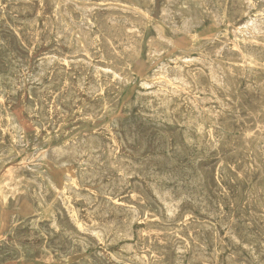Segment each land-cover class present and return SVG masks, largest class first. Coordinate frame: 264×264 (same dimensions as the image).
<instances>
[{
	"label": "rangeland",
	"instance_id": "1",
	"mask_svg": "<svg viewBox=\"0 0 264 264\" xmlns=\"http://www.w3.org/2000/svg\"><path fill=\"white\" fill-rule=\"evenodd\" d=\"M66 1L67 0H36V1L35 0L34 1L33 0H27V1H25V0H22V1L21 0H13V1L12 0H0V12H1L0 13V19L3 20L2 22L0 21V32H1L0 33V53H1L0 54V63L3 65L2 66L0 64L1 65V67H0V70H1L0 71V80L1 79L4 80L6 78L4 81L3 80L0 81V115H1L0 116V159H2V162L0 161V164H1L0 165L1 166L0 167L1 168L0 169V179L2 178V180L0 181V186H1L0 187V264H80V263L81 264H112V263L118 264V262H119V264L120 263L121 264H177V263L178 264H226V262H227V264H231V263H233V264H256V263L261 264L262 261L264 263V251H263L264 250V245H263L264 244L263 243L264 242V238H263V236H264V217H263L264 216V207H262V206H264V167H263L264 166V146H263L264 145V114H263L264 113V90H263L264 89V84H263V82H264V70H263L264 69V46L262 44L259 47L246 46L247 41L246 42L242 41L243 35L241 33L243 31L242 28L244 26L246 27V25L250 21V19L253 20L254 18H256L258 16V14L264 12V0H259V1L258 0H249L250 2L248 0H218V1L217 0H130V1L129 0H119L117 2H114L112 0H109V1L105 0L107 2H104V0H97V1L96 0H94V1L93 0H90V1H88V0H86V1L85 0H74L75 3H73L74 1L72 2V0H68L67 2ZM100 1H103V2H100ZM120 1L123 3L120 4ZM164 1L167 3H165ZM13 2L16 4H14ZM70 3L72 5H70ZM80 3H84L86 5L87 4L92 5V9L91 8L90 9L94 12H92L90 9L84 11V13L86 15L85 17L88 18L89 22L81 21L82 20L81 19V11H80V9L77 10L76 6H74V5L80 4ZM103 3H104V5H102ZM124 3H126V4H124ZM199 3H201V4H199ZM1 4H2V6H1ZM19 4L22 5V7ZM94 4L96 6H98L99 9H101V10H99L98 7H96ZM17 5L19 7H21V9H19V7ZM30 5L32 6V8ZM63 5H64V8H63ZM115 5H116L117 9L115 8ZM117 5L118 6L120 5L119 8ZM123 5L124 6L126 5V7H123ZM127 5L129 7H127ZM255 5H257V6H255ZM182 6H183V8H182ZM61 7H62V9H61ZM94 7H95V9H94ZM103 7H105V8L103 9ZM159 7H161V8L159 9ZM22 8H25L26 10L22 9ZM121 8H123V9L125 8L124 9L125 12H123L124 10L121 11L122 10ZM57 9H58V11H57ZM63 9H64V13L62 12ZM129 9L131 11H128ZM163 9H165V11ZM173 9H175V10H173ZM254 9H256V10H254ZM160 10L163 12H161ZM3 11H5L6 13ZM25 11H27V12H25ZM29 11L31 13H28ZM86 11L87 12L89 11V13H87ZM169 11H170V13H169ZM203 11H204V13H203ZM256 11H258V12H256ZM54 12L56 14H54ZM91 12H92V14H91ZM126 12H128V13H126ZM136 12H138V13H136ZM167 12L169 14H167ZM177 12H179V13H177ZM254 12H255V14H254ZM14 13H15V15H14ZM35 13H37V15ZM67 13L70 15H68ZM93 13L96 16H94ZM161 13L162 14L165 13V14L162 15ZM256 13H257V15H256ZM123 14H125V16H127L126 19H125V16H122ZM159 14H161V15H159ZM187 14L190 16L192 15L193 20L195 18V22H193L192 25H188V24L183 25V23H187L184 19V18H186ZM22 15L23 16L25 15V16L23 17ZM62 15H63V18H61ZM99 15L102 17H99ZM115 15H116V17H115ZM131 15H132V17H131ZM195 15H199L200 20L198 19V16L195 17ZM255 15H256V17H255ZM34 16H36V17H34ZM74 16H76V18ZM117 16H119V17H117ZM176 16H177L178 20H177ZM53 17H54V19H53ZM136 17H138V18H136ZM157 17H159V19ZM201 17H203V18H201ZM48 18L50 21L47 20ZM99 18H101V19H99ZM135 18H136V20H135ZM66 19H68V20H66ZM96 19H99V20H96ZM106 19H107V21H105ZM109 19L111 20L110 22H109ZM196 19H198V20H196ZM60 20H61V23H60ZM137 20H140V21L137 23ZM209 20H211L212 22ZM22 21L23 22L25 21V23L21 24ZM62 21L64 24L62 23ZM134 21H135V23H133ZM169 21H171L172 23ZM5 22L7 25L5 24ZM49 22H51V23H49ZM84 22H85V25H84ZM196 22H198L199 25L196 24ZM57 23H60L62 26L60 24H57ZM140 23H141V25H140ZM55 24H57V25H55ZM71 24L73 25V27L71 26ZM90 24L91 25L93 24L94 26L92 25L93 26L92 27ZM239 24H240V26H239ZM30 25H31V27H30ZM49 25H50V27H49ZM67 25H69L68 28H67ZM130 25H131V28H130ZM132 25H133V27H132ZM160 25H162V26L160 27ZM164 25H166L167 27ZM170 25L172 26V28ZM181 25H183V27H181ZM186 25H188V26L186 27ZM196 26H198V28H196ZM25 27H27V28H25ZM58 27H60L62 30ZM173 27H175L177 30L180 28L181 30L179 29L177 31ZM191 27H193L192 28L193 30L191 29ZM5 28H6V30H5ZM19 28H21V30ZM74 28H76V29H74ZM79 28L81 30L83 29V33H86V41L84 42V44H81V45H80V43H78L76 41V37L73 35V33H74L73 30H78ZM118 28H120V29H118ZM93 29H94V32H92ZM229 29H231V30H229ZM88 30H89V32H88ZM96 30H97V32H96ZM117 30H118V32H117ZM130 30H131V33H130ZM29 31H30V33H29ZM170 31H173V32L171 33ZM175 31L180 32V34L175 32ZM236 32H237V34H236ZM158 33L161 34V36L158 35ZM182 33H184V34H182ZM7 34H9V35H7ZM56 34L58 36H56ZM96 34H98V35H96ZM127 35H129V36H127ZM184 35H186V37ZM205 37H207L206 40H205ZM130 38H133L134 40L130 39ZM167 38L170 39V41ZM66 39L67 40L69 39V41H67V43L65 42ZM88 39H89V41H88ZM102 39H103V41H102ZM158 39L160 41L161 40L162 41L160 42V41H158ZM58 40H60V41H58ZM104 40L106 41L107 44L103 43ZM211 40H213V41H211ZM123 41H124V44L122 43ZM26 42H27V44H26ZM69 42H71V43H69ZM74 42H75V44H74ZM132 42H134L135 45ZM137 42H138V45H136ZM76 43H78V44H76ZM128 43H129V45H127ZM148 43H149V45H148ZM224 43H226V44H224ZM109 44H110V46H109ZM194 44H195V46H194ZM199 44L202 46H200ZM18 45H19V47H18ZM75 45H76V48H74ZM196 45H198V46H196ZM243 45H245L246 50L253 51L254 53L258 52V54L261 55V59H262V63H263V69L262 70L256 69L253 72H246L247 74L245 73V71H240V70L230 71L229 72L230 74L228 73L227 78L225 79V81H227V84H228V87L225 88V92L222 90H217L215 95H213L214 96L213 97L209 91L201 93V92H197L196 90H193L192 88H190L191 90L190 89L181 90V88H178L177 91L179 93L177 91H176L177 93L176 92L170 93L171 90H169V87H167V85L160 84V81L163 78V75H166L168 73V72L165 73V71L172 72V70L176 69L175 72L177 70L185 72V71L189 70L188 72L197 74V72H200L201 69L204 68V65H206V63H204V62H207V64H208V63H214L216 61H219V59L221 60L222 58L226 59L229 57H234V56H236V53H237V51H235L237 49V47L243 46ZM78 47H80V48H78ZM128 47L131 48V50ZM200 47H201V49H200ZM221 47H223V48H221ZM226 47H228V48H226ZM77 48L80 51L79 54H78ZM123 48L125 50L127 48V50L125 51ZM212 48H213V51H212ZM214 48L217 50H214ZM159 49H161V50H159ZM163 49H165V51ZM232 49H233V51H230ZM185 50H187V51L185 52ZM127 51H128V53H127ZM152 51H153V53H152ZM100 52L101 53L104 52L103 54H105V56L109 55V57H105L103 54H99ZM124 52H125V54H124ZM187 52H189V53H187ZM10 53H12L13 55H11ZM150 54H153V55H150ZM157 54H159V55H157ZM44 55H46V56H44ZM220 55H221V57H219ZM58 57H59V59H58ZM111 57H112V59H110ZM43 58H44V60H43ZM66 58H67V60H66ZM192 58H195V61ZM72 59L73 60L76 59V60L73 61ZM78 59H81V61ZM84 59H85V62H87L86 64H85V62H83ZM103 59L104 60L106 59V60L104 61ZM108 59H109V62H108ZM196 60H198V61H196ZM6 61L8 62V64ZM172 61H173V63H172ZM24 62L26 64H24ZM88 62L90 65L88 64ZM104 62H108V63L103 64ZM199 62L202 65H200ZM203 63H204V65H203ZM16 64H17V66H16ZM25 65H27V66H25ZM12 66H14V67H12ZM63 66H64V70L62 69ZM95 66L97 68H95ZM122 66L124 67V70H123ZM125 66H126V69H125ZM196 67H198V68H196ZM195 68H196V70H195ZM22 69H24L25 71ZM54 69H56V70H54ZM76 69H77V71H76ZM101 69H104V71L102 70L103 71L102 72ZM118 69L120 72L118 71ZM120 69L123 71H121ZM160 69L162 71H160ZM14 70H15V72H14ZM110 70H111V72H109ZM41 71L42 72L44 71V72L42 73ZM55 71L56 72L58 71V72L56 73ZM97 71H98V74L96 73ZM47 72H49V73H47ZM83 72H84V74H83ZM124 72L127 75L124 74ZM159 72H161V73L159 74ZM28 73H30V74H28ZM53 73H55V74H53ZM154 73H156V74L154 75ZM88 74H90V75H88ZM29 75H31V76H29ZM36 75H37V77H36ZM52 75H54V76H52ZM114 75H115V77H114ZM61 76H62V78H60ZM125 76H126V78H125ZM54 77H55V79H54ZM66 77H68V78H66ZM23 78H25V79H23ZM33 78H35V79H33ZM63 78H65V79H63ZM37 79H39V80H37ZM40 80H42V81H40ZM70 80H72V81H70ZM6 81H8V84ZM118 81L120 82L121 85L119 84ZM65 82H67V83L65 84ZM78 82H79V84H78ZM88 82H89V86H88ZM244 82H246V83H244ZM101 83H102V85H101ZM113 83H114V85H116V84L117 85L113 86ZM151 83L153 85H155L156 83L157 84H156V86H153V85H151ZM250 83H251L252 87H250L251 86ZM15 84H17V85H15ZM62 84H63V86H62ZM140 84H144V85H140ZM258 84H260V85H258ZM95 85H96V87L97 86L98 87L96 88ZM148 85L149 86L151 85V86L149 87ZM17 86H19V87H17ZM91 86H92V88H91ZM123 86H125V87H123ZM146 86H148V88ZM245 86L248 88H246ZM255 86H257V88H259L260 93ZM118 87L121 88L122 90L119 89ZM116 88H118V89H116ZM251 88H252V90H251ZM86 89H87V91H86ZM88 89H89V91H88ZM13 90H15V92ZM38 90H39V92H38ZM109 90H111V91H109ZM187 90H189L190 92H187ZM162 91H163V94H162ZM192 91H194L195 93H193ZM227 91H228V93H227ZM247 91H248V93H247ZM139 92H141V93H139ZM95 93L96 94L100 93V94L95 95ZM204 93H206V94H204ZM12 94H14V95H12ZM28 95L31 97H29ZM137 95H138V97H137ZM141 95H142V97H141ZM144 95H146V96H144ZM165 95L169 96V99H168L169 102L165 103V100H164ZM174 95H175V97H174ZM177 95H179V97ZM196 95H198V96H196ZM202 95L204 97L206 96L207 98L206 97L205 98L207 100L206 99L204 100V97H203L202 98L204 100L203 101L201 99ZM94 96L96 97V99ZM139 96H140V98H139ZM185 96L188 99L185 98ZM262 96H263V98H261ZM40 97H41V99H40ZM74 97L76 98L75 101H74ZM2 98H3V100H2ZM143 98H145V99L143 100ZM161 98H162V100H161ZM172 98L174 100H172ZM105 99H106V101H105ZM185 99L189 100V101L186 102ZM192 99H193V101H192ZM208 99H210V100H208ZM11 100L13 101V103ZM41 100H43L44 102L43 101L40 102ZM70 100L72 102H70ZM113 100H114V102H112ZM129 100H131V101H129ZM211 100L213 102H211ZM33 101H34V103H32ZM104 101H105V104H103ZM108 101L110 103H108ZM136 101H138V102H136ZM155 101H156V103H155ZM202 101H203V103H201ZM216 101H219V102H216ZM163 102L165 105L163 104ZM206 102H207V104H206ZM59 103L60 104L62 103V104L60 105ZM159 103L160 104L162 103V104L160 105ZM167 103H168V105H167ZM180 103H182V104L180 105ZM192 103H193V107H191ZM220 103H221V105H220ZM124 104H126V105H124ZM149 104H151V105H149ZM194 104L195 105L198 104V105L195 106ZM31 105H33V106H31ZM49 105H51V106H49ZM85 105H86V107H84ZM187 105H189V107H187ZM219 105H220V107H219ZM81 106L84 108H82ZM109 106H110V108L111 107L112 108L110 109ZM185 106L189 109H187ZM165 107L166 108L168 107L167 108L168 111ZM194 107L198 108V110H196V108H194ZM59 108H60V110H59ZM98 108H99V110H98ZM145 108H146V110H145ZM185 109L187 112L185 111ZM111 110L113 113H111ZM160 110H162V111H160ZM209 110H210V113L212 115L211 114L209 115V113H208ZM3 111H4V114H3ZM171 111L173 113H171ZM188 111H189V113H188ZM137 112H139V113H137ZM165 112L166 113L170 112V113L166 114ZM177 112H178V114H177ZM185 112H186V114L187 113L188 114L185 115ZM196 113H198V114H196ZM138 114H139V116H138ZM161 114H162V116L163 115L165 117L167 116L166 117V119L168 118L167 121H166L165 117L161 116ZM27 115H28V117H26ZM84 115L86 117L87 116H90V117L86 118ZM136 115L138 116V118ZM148 115H151V116H148ZM190 115H192L193 119L191 118ZM194 115L195 116L198 115V116L195 117ZM208 115L212 116V117L209 118ZM7 116L8 117L10 116V118H8ZM39 116H41V117H39ZM33 117H35V119ZM76 118H77V120H76ZM142 118H143V120H142ZM185 118L187 119V120H185L187 123L184 121ZM196 118H198V119H196ZM261 118H262V120H261ZM14 119L16 122L14 121ZM157 119L159 120V122ZM215 119H216V121H215ZM40 120H42V121H40ZM112 120H114V121H112ZM162 120H164V121H162ZM177 120H180V121H177ZM190 120H191V122H190ZM195 120H196V122H195ZM37 121H39V122H37ZM143 121L146 123H144ZM149 121H151V122H149ZM199 121H200V124L202 123L204 126L203 129L205 131L203 130L202 132L205 135H203L202 132L200 134V132L196 131V129H195V125L197 123H199ZM175 122H176V124H175ZM184 122L187 124V127H184V125H185ZM33 123L34 124L36 123V124L33 125ZM58 123H60V124H58ZM1 124H2V126H1ZM111 124H112V127H111ZM124 124H126V127L124 126ZM50 126H52V127H50ZM144 126H146V127H144ZM153 126H154V128H153ZM161 126H163V127H161ZM181 126H183V128ZM131 127H133V128H131ZM9 128H11V129H9ZM163 128H165L166 130L165 129L163 130ZM184 128H187V129L184 130ZM191 130H192V132H190ZM193 130H195V131H193ZM208 130L210 132H213L212 138H209ZM224 130H225V133H224ZM19 132H21V133H19ZM135 132H136V135H135ZM155 133H156L157 137L154 136ZM193 133H195V136L198 134L199 135L196 136V138H195V136H193L194 135ZM144 134L146 135L147 138L145 137ZM141 135H142V137H141ZM162 135L164 138L162 137ZM136 136H138L139 138ZM203 136H204V138H203ZM245 136H246V138H245ZM17 137L19 140L17 139ZM69 138H71V139H69ZM135 138H137V139H135ZM161 138H163V139H161ZM188 139H189V141H188ZM195 139H198V140H195ZM118 140H120V141H118ZM164 140H166L165 141L166 143L164 142ZM204 141H206V142H204ZM217 141H219V142H217ZM10 142L11 143L13 142V143L10 144ZM58 142H59V144H58ZM87 142L89 143V145ZM4 143H5V145H4ZM103 143L104 144L106 143L105 145H106L107 151H104L105 145ZM19 144H21V146H19ZM150 144L153 146H151ZM214 144H215V146H214ZM31 145H32V147H31ZM48 145H49V147H48ZM50 145H51V147H50ZM72 145L74 147H71ZM183 145H185V146H183ZM254 145L255 146L257 145V147H255ZM190 146H191V148H190ZM57 147L60 149H58ZM95 147L97 148V150ZM175 147L177 148V150L175 149L176 151H174V149H173ZM195 147H198V148L195 149ZM203 148H205V149H203ZM76 149H78L77 150L78 152L76 151ZM56 150H57V152H56ZM71 150H73V151H71ZM121 151H122V153H121ZM81 152H82V154H80ZM106 152H109V154ZM196 152H198V153H196ZM255 152H256V154H255ZM120 153L122 156L120 155ZM79 154L82 156H80ZM107 154H108V156H107ZM109 155H111V156H109ZM193 155H195V156H193ZM20 156H22V157H20ZM105 156H107V157H105ZM176 156H177V158H176ZM260 157H261V160H260ZM125 161L128 163H126ZM188 161H191V162H188ZM3 162H5V163H3ZM116 162L118 165L116 164ZM120 162H121V164H120ZM63 163H65V164H63ZM85 163L87 164V166H88V164L89 165L91 164L92 166L90 165L87 167ZM194 163H196V164H194ZM249 164H250V167L248 166ZM124 166L127 168H124ZM114 167L116 169H114ZM196 168H198V169H196ZM106 169H108V170H106ZM131 171H132V173H131ZM96 172H98V173H96ZM124 172H126V173H124ZM160 172H161V174H159ZM222 172H223V174H222ZM87 173H88V175H87ZM114 173H115V175H114ZM9 174H11V175L9 176ZM117 174H120V175H117ZM165 174H166V176H165ZM169 174H170V176H168ZM216 174H217V176H216ZM129 175H130V178L128 177ZM122 176L123 177L126 176L127 178L126 177L122 178ZM11 177H12V179H11ZM106 177H109V178H106ZM158 177L160 178L161 181L159 180ZM230 177H231V179H230ZM256 178H257V180H256ZM10 180H12L13 182ZM162 180L165 181V183ZM180 181H181V183H180ZM230 181H232V182H230ZM89 182H91V183H89ZM108 183H110V184L108 185ZM183 183H185V184H183ZM49 184H50V186H49ZM114 186H116L115 189H114ZM137 186H138V188H137ZM147 186H149L150 188ZM38 188L40 190H38ZM70 188H72V190ZM112 188H113V190H112ZM196 188H198V189H196ZM232 188L234 189L233 191H232ZM44 189H46V190H44ZM49 189H51V190H49ZM117 189H119V190H117ZM121 189H123V190L121 191ZM166 189H168V190H166ZM32 190H34L33 191L34 193L32 192ZM128 190H129V192H128ZM229 190H231V191H229ZM262 190H263V193H261ZM159 191H161V192L159 193ZM166 191L169 192L170 194L167 193ZM180 192H182V193H180ZM247 192H248V194H247ZM250 193H251V195H250ZM34 194L37 196H35ZM113 194H116V195H113ZM189 194H190V196H188ZM6 195H8V196H6ZM81 196H84V197H81ZM165 196H167V197H165ZM183 196H185V197H183ZM2 197H4V198H2ZM108 197H110V198H108ZM237 197H239L240 199ZM246 198L248 200H246ZM84 199H85V201H84ZM89 199H92V200L90 201ZM93 199H95V200H93ZM108 200H110V201L108 202ZM179 200H181V201H179ZM89 201H90V203H89ZM102 201H103V203H102ZM173 202H174V204H173ZM196 202H198V203H196ZM199 202L202 204H199ZM110 203H112L113 205ZM163 204H165V205H163ZM67 205L68 206L70 205L71 207L70 206L68 207ZM123 205H124V207H123ZM161 205H162V207H161ZM127 206L130 208H128ZM168 206L170 208H168ZM220 206L221 207L223 206V207L221 208ZM110 207L112 208V210H110L111 209ZM134 207H135V209H134ZM188 208H190V209H188ZM79 209H81V210H79ZM128 209L129 210L133 209V210L131 212ZM141 209H142V212H141ZM165 209H166V211H165ZM191 209L193 210V212ZM55 210H57V211H55ZM75 210H76V212H75ZM172 211L174 212V214ZM69 212L72 214H70ZM135 212H137L139 214V216ZM215 212H216V214H215ZM57 213H58V215H57ZM122 213H123V215H122ZM229 213H230V215H229ZM102 214L104 216H102ZM113 214H114V216H113ZM168 214H170V215H168ZM226 214H228V215H226ZM135 216H136V218H135ZM164 216H165V218H164ZM226 216H228V217H226ZM229 216H230V218H229ZM59 217H60V219H59ZM74 217L77 219H75ZM133 217H134V219H133ZM140 217H142V218H140ZM183 217H184V219H186V218L187 219L184 220ZM41 218H42V220H41ZM203 218H204V220H203ZM31 219L33 222L31 221ZM141 219H143V220H141ZM176 219H177V221H176ZM233 219H234V221H233ZM13 220L15 221V223H13L14 222ZM171 220L174 221V223ZM235 220H237V221H235ZM25 221H27V223ZM243 221H244V223H242ZM30 222H32L33 224ZM58 222H60V223L58 224ZM91 222H93V223L91 224ZM110 222H111V224H110ZM158 222H159V224H158ZM210 222L211 223L213 222V223L211 224ZM34 223H36V224H34ZM153 223L154 224L156 223V225H154ZM233 223H235V225ZM245 223H246V227L244 225ZM247 223L250 225L251 228L249 227V225H247ZM24 224H26V226ZM89 224H91V225H89ZM108 224H110V227ZM121 224H124L125 227H124V225H121ZM146 224H148V226L149 225L150 226L148 227V226H146ZM18 225L21 226L19 229H18V227H19ZM220 225H222V226H220ZM47 226L50 227V229ZM81 226H82V228H81ZM252 226H253V228H252ZM84 227L87 229H85ZM88 227L92 230H90ZM101 227H104V228H101ZM222 227H224V228L222 229ZM55 228H56V230H55ZM78 228L81 230H79ZM150 228L152 229V231L154 230L153 231L154 233L151 232ZM204 228L205 229L209 228L210 231L208 229H206V231H205ZM239 228H241V229H239ZM9 229H11V230H9ZM101 229L103 230V232ZM117 229H119V230H117ZM129 229H130V231H129ZM139 229H140V231H139ZM184 229H186L187 231ZM237 229H238V233H237ZM113 230H114V232H112ZM16 231H18V232H16ZM91 231L92 232L94 231V232L92 233ZM97 231H99V232H97ZM169 231H170V234H169ZM215 231H216V233H215ZM5 232H7V233H5ZM71 232H73V233H71ZM87 232H89V233H87ZM233 232L236 235H233L234 234ZM257 232L259 233V235ZM15 233L17 235H15ZM53 233H55V235ZM94 233H97V234H94ZM98 233H99V235H98ZM123 233H125V235ZM202 233H203V236H202ZM247 233H249V234H247ZM62 234H64V235H62ZM196 234H198V235H196ZM70 235H72V236H70ZM77 235L80 238H78ZM101 235H102V237H101ZM167 235H169V236H167ZM174 235H176V236H174ZM256 235H258V236H256ZM73 236H75V237H73ZM200 236H202V237H200ZM204 236H205V238H204ZM210 236H211V238H210ZM259 236L260 237L262 236L261 239ZM64 237H65V240H64ZM135 237H136V239H135ZM140 237H141V239H140ZM142 237H143V241H142ZM164 237H166V238H164ZM236 237L238 238L239 242L237 240H235V239H237ZM95 238H96V240H95ZM104 238H105V240H104ZM144 238L146 239V241L144 240ZM191 238H193V239H191ZM76 239H77V241H76ZM152 239H153V241H152ZM158 239H159V241H158ZM194 239L196 241H193ZM212 239H213V241H211ZM203 240H205L206 242ZM175 241H177V242L179 241V243H177ZM248 241L251 244L248 243ZM253 242H254V244H252ZM109 243L110 244L112 243V246ZM115 243H116V245H115ZM184 243L187 244L186 247H185ZM229 243H231V244H229ZM232 243L234 244L233 247H232ZM242 243H243V245L241 247ZM52 245L54 248L52 247ZM77 245H78V247H77ZM125 245H126L128 250L126 249ZM132 245H134V246H132ZM145 245H147V246H145ZM214 245H215V247H212ZM18 246H19V248H18ZM30 246H31V248H29ZM121 246H123V247H121ZM196 246H198V247H196ZM203 246H204V248H203ZM250 246H254V247L257 246V247L254 248V247H250ZM135 247H136V249H134ZM176 247L178 249H176ZM227 247L230 248V250ZM131 248H132V250H131ZM166 248H167V250H166ZM193 248L198 252H196L195 250H192ZM246 248L248 249L247 251H245ZM258 248H260V250ZM261 248H263V250ZM118 249L120 251H118ZM49 250H50V252H49ZM79 250H81V252ZM121 250H122V252H121ZM136 250H138V251H136ZM179 250H180V252H179ZM240 250L241 251L243 250L242 253H240L241 252ZM253 250H254V252H253ZM126 251H128V252H126ZM175 251H176V253H175ZM235 251L236 252L239 251V255H238V252L236 253ZM250 251H251V253H250ZM177 252H179V253H177ZM203 252L207 253L206 254L207 256L205 254H203ZM216 252H217V254H216ZM258 252L260 254H258ZM252 253H253V255H251ZM132 254H134V255H132ZM171 254H172V256H171ZM177 254L179 256L180 255H183V256L179 257ZM208 254H210V255H208ZM255 254L258 255L259 257L256 256ZM94 255H95V257H94ZM140 255H143V256L140 257ZM217 255H218V258H216ZM250 255H251V257H250ZM109 256L112 259L109 258ZM193 256H198L199 258L193 257ZM200 256H201V258H200ZM238 256H239V258H238ZM36 257H37V259H36ZM118 257H120V259ZM142 257H143V259H142ZM188 257H189V260H188ZM191 257H193L194 259ZM242 257H246L248 260L246 258L244 259ZM81 258L84 259V262H83V260H81ZM90 258H92V259H90ZM93 258H96V259H93ZM147 258H149V260H147ZM172 258H173V260H172ZM154 259H155V262H154ZM199 259H201V260H199ZM134 260H136V261H134ZM161 260H162V262H161ZM227 260H229L230 262H228ZM260 260H261V262H260ZM115 261H117V262H115ZM147 261H148V263H147ZM156 262H158V263H156ZM199 262H201V263H199Z\"/></svg>",
	"mask_w": 264,
	"mask_h": 264
},
{
	"label": "bare ground",
	"instance_id": "2",
	"mask_svg": "<svg viewBox=\"0 0 264 264\" xmlns=\"http://www.w3.org/2000/svg\"><path fill=\"white\" fill-rule=\"evenodd\" d=\"M13 1V0H12ZM22 1V0H21ZM25 1H27V0H25ZM34 1V0H33ZM36 1V0H35ZM68 1V0H67ZM66 1V2H67ZM74 0H72V2H73ZM86 1V0H85ZM88 1H90V0H88ZM94 1V0H93ZM97 1V0H96ZM109 1V0H108ZM112 1H114V2H117V1H119V0H112ZM130 1V0H129ZM218 1V0H217ZM249 1V0H248ZM259 1V0H258ZM5 2V1H4ZM65 2V3H66ZM78 2V1H77ZM100 2H103V1H100ZM104 2H107V1H105L104 0ZM165 2V1H164ZM175 2V1H174ZM173 2V3H174ZM227 2V1H226ZM250 2V1H249ZM248 2V3H249ZM12 3V2H11ZM14 3V2H13ZM25 3V2H24ZM29 3V2H28ZM69 3V2H68ZM73 3H75V1L73 2ZM96 3V2H95ZM121 3H123V2H121L120 1V4ZM128 3V2H127ZM165 3H167V2H165ZM6 4V3H5ZM10 4V3H9ZM14 4H16V3H14ZM18 4V3H17ZM97 4V3H96ZM99 4V3H98ZM101 4V3H100ZM107 4V3H106ZM124 4H126V3H124ZM199 4H201V3H199ZM226 4V3H225ZM251 4V3H250ZM20 5V4H19ZM38 5V4H37ZM57 5V4H56ZM69 5V4H68ZM70 5H72L71 3H70ZM95 5V4H94ZM93 5V6H94ZM102 5H104V3L102 4ZM142 5V4H141ZM164 5V4H163ZM174 5V4H173ZM1 6H2V4H1ZM18 6V5H17ZM21 7H22V5H20ZM24 6V5H23ZM31 6V5H30ZM58 6V5H57ZM56 6V7H57ZM74 6H76V8H77V10L78 9H80V11H81V21H87V22H89V20H88V18L87 17H85L86 15H85V13H84V11L85 10H88V9H92V5H86V4H84V3H80V4H76V5H74ZM96 6V5H95ZM118 6V5H117ZM120 6V5H119ZM119 6H118V8H119ZM132 6V5H131ZM136 6V5H135ZM147 6V5H146ZM152 6V5H151ZM175 6V5H174ZM184 6V5H183ZM183 6H182V8H183ZM225 6V5H224ZM253 6V5H252ZM255 6H257V5H255ZM16 7V6H15ZM14 7V8H15ZM19 7V6H18ZM21 7H19V9H21ZM26 7V6H25ZM70 7V6H69ZM96 7H98V6H96ZM123 7H126V5L124 6L123 5ZM127 7H129L128 5H127ZM31 8H32V6H31ZM63 8H64V5H63ZM105 7H103V9H104ZM115 8H116V5H115ZM135 8V7H134ZM139 8V7H138ZM161 7H159V9H160ZM164 8V7H163ZM166 8V7H165ZM224 8V7H223ZM254 8V7H253ZM22 9H25V8H22ZM61 9H62V7H61ZM72 9V8H71ZM90 9V10H91ZM94 9H95V7H94ZM98 9H99V7H98ZM111 9V8H110ZM117 9V8H116ZM122 10L121 11H123L124 9L123 8H121ZM217 9V8H216ZM257 9V8H256ZM256 9H254V10H256ZM4 10V9H3ZM26 10V9H25ZM53 10V9H52ZM67 10V9H66ZM97 10V9H96ZM99 10H101V9H99ZM106 10V9H105ZM127 10V9H126ZM134 10V9H133ZM164 11H165V9H163ZM173 10H175V9H173ZM177 10V9H176ZM206 10V9H205ZM210 10V9H209ZM218 10V9H217ZM19 11V10H18ZM24 11V10H23ZM31 11V10H30ZM28 12V13H31V12ZM57 11H58V9H57ZM92 11V10H91ZM128 11H131L130 9L128 10ZM135 11V10H134ZM138 11V10H137ZM140 11V10H139ZM161 11V10H160ZM168 11V10H167ZM172 11V10H171ZM220 11V10H219ZM241 11V10H240ZM3 12H5V11H3ZM25 12H27V11H25ZM63 13H64V9H63V11H62ZM87 12V11H86ZM92 12H94V11H92ZM92 12H91V14H92ZM123 12H125V10L123 11ZM133 12V11H132ZM161 12H163V11H161ZM180 12V11H179ZM179 12H177V13H179ZM243 12V11H242ZM256 12H258V11H256ZM262 12V11H261ZM1 13V12H0ZM6 13V12H5ZM8 13V12H7ZM59 13V12H58ZM87 13H89V11L87 12ZM96 13V12H95ZM122 13V12H121ZM126 13H128V12H126ZM136 13H138V12H136ZM169 13H170V11H169ZM168 12H167V14H169ZM176 13V14H177ZM203 13H204V11H203ZM232 13V12H231ZM241 13V12H240ZM239 13V14H240ZM27 14V13H26ZM36 15H37V13H35ZM34 14V15H35ZM54 14H56L55 12H54ZM62 14V13H61ZM68 14V13H67ZM76 14V13H75ZM74 14V15H75ZM80 14V13H79ZM94 14V13H93ZM97 14V13H96ZM107 14V13H106ZM162 14V13H161ZM161 14H159V15H161ZM163 14H165V13H163ZM162 14V15H163ZM254 14H255V12H254ZM6 15V14H5ZM14 15H15V13H14ZM18 15V14H17ZM64 15V14H63ZM63 15H62V17L61 18H63ZM68 15H70V14H68ZM67 15V16H68ZM89 15V14H88ZM108 15V14H107ZM183 15V14H182ZM200 15V14H199ZM199 15H195V17L196 16H198V19L200 18L199 17ZM256 15H257V13H256ZM256 15H255V17H256ZM23 16V15H22ZM25 16V15H24ZM23 16V17H24ZM52 16V15H51ZM61 16V15H60ZM59 16V17H60ZM66 16V17H67ZM94 16H96L95 14H94ZM104 16V15H103ZM106 16V15H105ZM122 16H125V14H123ZM130 16V15H129ZM146 16V15H145ZM165 16V15H164ZM179 16V15H178ZM188 16V17H187ZM187 16H186V18H184L185 19V21L187 22V23H183V25L184 24H188V25H192V23L193 22H195V18H194V20L192 19V15L190 16V15H188L187 14ZM34 17H36V16H34ZM58 17V18H59ZM75 18H76V16H74ZM73 17V18H74ZM78 17V16H77ZM98 17V16H97ZM99 17H102V16H100L99 15ZM115 17H116V15H115ZM117 17H119V16H117ZM131 17H132V15H131ZM135 17V16H134ZM133 17V18H134ZM141 17V16H140ZM175 17V16H174ZM184 17V16H183ZM9 18V17H8ZM22 18V17H21ZM56 18V17H55ZM69 18V17H68ZM79 18V17H78ZM127 18V16H125V19ZM136 18H138V17H136ZM136 18H135V20H136ZM144 18V17H143ZM158 19H159V17H157ZM169 18V17H168ZM173 18V17H172ZM176 18H177V16H176ZM201 18H203V17H201ZM53 19H54V17H53ZM99 19H101V18H99ZM99 19H96V20H99ZM104 19V18H103ZM129 19V18H128ZM127 19V20H128ZM198 19H196V20H198ZM39 20V19H38ZM37 20V21H38ZM47 20H49V18L47 19ZM58 20V19H57ZM62 20V19H61ZM61 20H60V23H61ZM66 20H68V19H66ZM119 20V19H118ZM122 20V19H121ZM124 20V19H123ZM145 20V19H144ZM177 20H178V18H177ZM200 20V19H199ZM202 20V19H201ZM0 21L2 22L3 20H1L0 19ZM11 21V20H10ZM13 21V20H12ZM50 21V20H49ZM55 21V20H54ZM78 21V20H77ZM76 21V22H77ZM80 21V20H79ZM105 21H107V19L105 20ZM111 20L109 19V22H110ZM140 20H137V23L139 22ZM153 21V20H152ZM165 21V20H164ZM209 21H211V20H209ZM214 21V20H213ZM237 21V20H236ZM21 22V21H20ZM36 22V21H35ZM57 22V21H56ZM131 22V21H130ZM163 22V21H162ZM169 22H171V21H169ZM175 22V21H174ZM184 22V21H183ZM204 22V21H203ZM212 22V21H211ZM218 22V21H217ZM247 22V21H246ZM11 23V22H10ZM23 23H25V21L23 22L22 21V23L21 24H23ZM32 23V22H31ZM49 23H51V22H49ZM48 23V24H49ZM60 23H57V24H60ZM62 23H63V21H62ZM71 23V22H70ZM78 23V22H77ZM76 23V24H77ZM105 23V22H104ZM108 23V22H107ZM117 23V22H116ZM128 23V22H127ZM133 23H135V21L133 22ZM159 23V22H158ZM172 23V22H171ZM181 23V22H180ZM200 23V22H199ZM216 23V22H215ZM5 24H6V22H5ZM57 24H55V25H57ZM64 24V23H63ZM73 24V23H72ZM71 24V26L73 27V25ZM109 24V23H108ZM131 24V23H130ZM163 24V23H162ZM196 24H198V22H196ZM201 24V23H200ZM7 25V24H6ZM61 25V24H60ZM84 25H85V22H84ZM91 25V24H90ZM89 25V26H90ZM93 25V24H92ZM91 25V26H92ZM110 25V24H109ZM140 25H141V23H140ZM173 25V24H172ZM183 25H181V27H183ZM188 25H186V27L188 26ZM195 25V24H194ZM199 25V24H198ZM25 26V25H24ZM52 26V25H51ZM62 26V25H61ZM68 26L69 25H67V28H68ZM75 26V25H74ZM88 26V25H87ZM86 26V27H87ZM94 26V25H93ZM92 26V27H93ZM139 26V25H138ZM162 25H160V27H161ZM164 26H166V25H164ZM171 26V25H170ZM175 26V25H174ZM239 26H240V24H239ZM5 27V26H4ZM9 27V26H8ZM19 27V26H18ZM17 27V28H18ZM29 27V26H28ZM30 27H31V25H30ZM33 27V26H32ZM38 27V26H37ZM40 27V26H39ZM49 27H50V25H49ZM78 27V26H77ZM132 27H133V25H132ZM145 27V26H144ZM143 27V28H144ZM167 27V26H166ZM180 27V26H179ZM216 27V26H215ZM7 28V27H6ZM6 28H5V30H6ZM25 28H27V27H25ZM48 28V27H47ZM55 28V27H54ZM58 28H60V27H58ZM66 28V29H67ZM90 28V27H89ZM106 28V27H105ZM110 28V27H109ZM130 28H131V25H130ZM142 28V27H141ZM171 28H172V26H171ZM173 28H175V27H173ZM193 27H191V29H192ZM195 28V27H194ZM196 28H198V26H196ZM245 28V29H244ZM20 30H21V28H19ZM31 29V28H30ZM49 29V28H48ZM61 29V28H60ZM74 29H76V28H74ZM87 29V28H86ZM91 29V28H90ZM96 29V28H95ZM107 29V28H106ZM118 29H120V28H118ZM156 29V28H155ZM154 29V30H155ZM176 29V28H175ZM180 29V28H179ZM178 29V30H179ZM239 29V28H238ZM243 31L241 32L242 33V35H243V39H242V41L243 42H246L247 41V45L246 46H249V47H259L261 44L264 46V12H262V13H260V14H258V16L256 17V18H254L253 20H251L250 19V21L247 23V25H246V27L244 26L243 28ZM3 30V29H2ZM32 30V29H31ZM62 30V29H61ZM135 30V29H134ZM158 30V29H157ZM161 30V29H160ZM174 30V29H173ZM177 30V29H176ZM177 30V31H178ZM181 30V29H180ZM184 30V29H183ZM193 30V29H192ZM227 30V29H226ZM229 30H231V29H229ZM18 31V30H17ZM64 31V30H63ZM74 31V33H73V35L76 37V41L78 42V43H80V45L81 44H84V42L86 41V33H83V29L81 30L80 28L78 29V30H73ZM72 31V32H73ZM91 31V30H90ZM114 31V30H113ZM163 31V30H162ZM177 31H175V32H177ZM9 32V31H8ZM16 32V31H15ZM21 32V31H20ZM61 32V31H60ZM65 32V31H64ZM71 32V33H72ZM88 32H89V30H88ZM92 32H94V29H93V31ZM96 32H97V30H96ZM117 32H118V30H117ZM142 32V31H141ZM158 32V31H157ZM171 33L173 32V31H170ZM232 32V31H231ZM1 33V32H0ZM5 33V32H4ZM17 33V32H16ZM28 33V32H27ZM29 33H30V31H29ZM35 33V32H34ZM113 33V32H112ZM123 33V32H122ZM130 33H131V30H130ZM169 33V32H168ZM177 33H179L180 34V32H177ZM230 33V32H229ZM240 33V32H239ZM25 34V33H24ZM60 34V33H59ZM62 34V33H61ZM182 34H184V33H182ZM236 34H237V32H236ZM5 35V34H4ZM7 35H9V34H7ZM6 35V36H7ZM33 35V34H32ZM91 35V34H90ZM96 35H98V34H96ZM95 35V36H96ZM119 35V34H118ZM158 35H160L161 36V34H159L158 33ZM215 35V34H214ZM233 35V34H232ZM30 36V35H29ZM56 36H58L57 34H56ZM110 36V35H109ZM122 36V35H121ZM125 36V35H124ZM127 36H129V35H127ZM139 36V35H138ZM170 36V35H169ZM185 37H186V35H184ZM222 36V35H221ZM32 37V36H31ZM90 37V36H89ZM105 37V36H104ZM242 37V36H241ZM4 38V37H3ZM28 38V37H27ZM37 38V37H36ZM65 38V37H64ZM111 38V37H110ZM138 38V37H137ZM157 38V37H156ZM161 38V37H160ZM206 38L207 37H205V40H206ZM222 38V37H221ZM227 38V37H226ZM240 38V37H239ZM18 39V38H17ZM31 39V38H30ZM90 39V38H89ZM89 39H88V41H89ZM97 39V38H96ZM109 39V38H108ZM130 39H133V38H130ZM168 39V38H167ZM229 39V38H228ZM13 40V39H12ZM114 40V39H113ZM126 40V39H125ZM134 40V39H133ZM132 40V41H133ZM138 40V39H137ZM169 41H170V39H168ZM208 40V39H207ZM215 40V39H214ZM238 40V39H237ZM11 41V40H10ZM24 41V40H23ZM58 41H60V40H58ZM67 41H69V39L67 40L66 39V43H67ZM97 41V40H96ZM102 41H103V39H102ZM108 41V40H107ZM149 41V40H148ZM147 41V42H148ZM152 41V40H151ZM158 41H160L159 39H158ZM162 41V40H161ZM160 41V42H161ZM211 41H213V40H211ZM219 41V40H218ZM239 41V40H238ZM126 42V41H125ZM128 42V41H127ZM146 42V43H147ZM222 42V41H221ZM230 42V41H229ZM20 43V42H19ZM47 43V42H46ZM56 43V42H55ZM69 43H71V42H69ZM78 43H76V44H78ZM104 44L106 43V41L104 40V42H103ZM119 43V42H118ZM123 44H124V41L122 42ZM133 44H134V42H132ZM131 43V44H132ZM168 43V42H167ZM205 43V42H204ZM228 43V42H227ZM2 44V43H1ZM16 44V43H15ZM26 44H27V42H26ZM58 44V43H57ZM74 44H75V42H74ZM95 44V43H94ZM93 44V45H94ZM107 44V43H106ZM159 44V43H158ZM201 44V43H200ZM199 44V45H200ZM203 44V43H202ZM224 44H226V43H224ZM66 45V44H65ZM89 45V44H88ZM96 45V44H95ZM127 45H129V43L127 44ZM135 45V44H134ZM136 45H138V42H137V44ZM148 45H149V43H148ZM153 45V44H152ZM167 45V44H166ZM208 45V44H207ZM223 45V44H222ZM245 45H243V46H238L237 47V49L235 50V51H237V53H236V56H234V57H229V58H226V59H219V61H216V62H214V63H208L207 64V62H204V63H206V65H204V63H203V65H204V68L203 69H201V71L200 72H197V74H194V73H191V72H188V71H185V72H183V71H176L175 72V70H172V72H170V71H165V73L166 72H168L166 75H163V78L161 79V81H160V84H165V85H167V87H169V90H171V92L170 93H175L177 90H178V88H181V90H185V89H190V88H192L193 90H196L197 92H206V91H209L211 94H212V96L213 95H215V93H216V91L217 90H222V91H224L225 92V88L226 87H228V84H227V81H225V79L227 78V75H228V73L230 72V71H233V70H240V71H245V73L246 72H253L254 70H256V69H260V70H262L263 69V63H262V59H261V55H259L258 54V52H256V53H254L253 51H250V50H246V47H245ZM16 46V45H15ZM63 46V45H62ZM104 46V45H103ZM109 46H110V44H109ZM168 46V45H167ZM194 46H195V44H194ZM196 46H198V45H196ZM200 46H202V45H200ZM18 47H19V45H18ZM130 47V46H129ZM128 47V48H129ZM139 47V46H138ZM13 48V47H12ZM31 48V47H30ZM74 48H76V45H75V47ZM78 48H80V47H78ZM78 48H77V51H78V54L80 53V51L78 50ZM155 48V47H154ZM189 48V47H188ZM187 48V49H188ZM206 48V47H205ZM209 48V47H208ZM221 48H223V47H221ZM220 48V49H221ZM226 48H228V47H226ZM232 48V47H231ZM230 48V49H231ZM16 49V48H15ZM82 49V48H81ZM124 49V48H123ZM130 50H131V48H129ZM192 49V48H191ZM200 49H201V47H200ZM234 49V48H233ZM233 49L232 50H230V51H233ZM23 50V49H22ZM50 50V49H49ZM83 50V49H82ZM85 50V49H84ZM125 50V49H124ZM126 50H127V48H126ZM125 50V51H126ZM136 50V49H135ZM140 50V49H139ZM155 50V49H154ZM159 50H161V49H159ZM164 51H165V49H163ZM203 50V49H202ZM201 50V51H202ZM214 50H217V49H215L214 48ZM227 50V49H226ZM3 51V50H2ZM6 51V50H5ZM48 51V50H47ZM76 51V50H75ZM88 51V50H87ZM156 51V50H155ZM187 50H185V52H186ZM208 51V50H207ZM210 51V50H209ZM212 51H213V48H212ZM220 51V50H219ZM27 52V51H26ZM84 52V51H83ZM89 52V51H88ZM196 52V51H195ZM200 52V51H199ZM204 52V51H203ZM202 52V53H203ZM216 52V51H215ZM218 52V51H217ZM18 53V52H17ZM16 53V54H17ZM87 53V52H86ZM104 53V52H103ZM103 53H99V54H103ZM127 53H128V51H127ZM146 53V52H145ZM152 53H153V51H152ZM187 53H189V52H187ZM1 54V53H0ZM11 55H13L12 53H10ZM48 54V53H47ZM64 54V53H63ZM66 54V53H65ZM82 54V53H81ZM124 54H125V52H124ZM131 54V53H130ZM217 54V53H216ZM228 54V53H227ZM262 54V53H261ZM15 55V54H14ZM22 55V54H21ZM104 56H105V54H103ZM150 55H153V54H150ZM157 55H159V54H157ZM178 55V54H177ZM8 56V55H7ZM6 56V57H7ZM10 56V55H9ZM44 56H46V55H44ZM51 56V55H50ZM49 56V57H50ZM84 56V55H83ZM99 56V55H98ZM117 56V55H116ZM204 56V55H203ZM217 56V55H216ZM23 57V56H22ZM55 57V56H54ZM86 57V56H85ZM102 57V56H101ZM100 57V58H101ZM105 57H109V55L108 56H105ZM113 57V56H112ZM112 57L110 58V59H112ZM151 57V56H150ZM157 57V56H156ZM219 57H221V55L219 56ZM223 57V56H222ZM48 58V57H47ZM53 58V57H52ZM57 58V57H56ZM64 58V57H63ZM88 58V57H87ZM104 58V57H103ZM39 59V58H38ZM42 59V58H41ZM50 59V58H49ZM58 59H59V57H58ZM77 59V58H76ZM76 59H74V60H76ZM107 59V58H106ZM105 59V60H106ZM114 59V58H113ZM183 59V58H182ZM191 59V58H190ZM192 59H194V61H195V58H192ZM43 60H44V58H43ZM51 60V59H50ZM53 60V59H52ZM63 60V59H62ZM66 60H67V58H66ZM65 60V61H66ZM71 60V59H70ZM73 60V59H72ZM73 60V61H74ZM78 60H80L81 61V59H78ZM90 60V59H89ZM98 60V59H97ZM104 60V59H103ZM102 60V61H103ZM104 60V61H105ZM188 60V59H187ZM201 60V59H200ZM34 61V60H33ZM58 61V60H57ZM185 61V60H184ZM189 61V60H188ZM187 61V62H188ZM196 61H198V60H196ZM7 62V61H6ZM14 62V61H13ZM16 62V61H15ZM18 62V61H17ZM83 62H85V59H84V61ZM108 62H109V59H108ZM108 62H104L103 64H105V63H108ZM118 62V61H117ZM129 62V61H128ZM181 62V61H180ZM186 62V61H185ZM190 62V61H189ZM193 62V61H192ZM191 62V63H192ZM201 62V61H200ZM199 62V63H200ZM213 62V61H212ZM3 63V62H2ZM10 63V62H9ZM33 63V62H32ZM56 63V62H55ZM87 62H85V64H86ZM123 63V62H122ZM172 63H173V61H172ZM198 63V64H199ZM1 64V63H0ZM7 64H8V62H7ZM24 64H26L25 62H24ZM84 64V65H85ZM88 64H89V62H88ZM93 64V63H92ZM2 65V64H1ZM1 65H0V67H1ZM6 65V64H5ZM13 65V64H12ZM23 65V64H22ZM60 65V64H59ZM58 65V66H59ZM90 65V64H89ZM88 65V66H89ZM97 65V64H96ZM117 65V64H116ZM124 65V64H123ZM126 65V64H125ZM191 65V64H190ZM200 65H202L201 63H200ZM3 66V65H2ZM8 66V65H7ZM11 66V65H10ZM15 66V65H14ZM14 66H12V67H14ZM16 66H17V64H16ZM25 66H27V65H25ZM57 66V67H58ZM66 66V65H65ZM75 66V65H74ZM78 66V65H77ZM114 66V65H113ZM112 66V67H113ZM5 67V66H4ZM22 67V66H21ZM35 67V66H34ZM37 67V66H36ZM56 67V66H55ZM115 67V66H114ZM120 67V66H119ZM123 67V66H122ZM121 67V68H122ZM163 67V66H162ZM161 67V68H162ZM172 67V66H171ZM203 67V66H202ZM23 68V67H22ZM33 68V67H32ZM67 68V67H66ZM71 68V67H70ZM78 68V67H77ZM80 68V67H79ZM94 68V67H93ZM95 68H97L96 66H95ZM164 68V67H163ZM166 68V67H165ZM174 68V67H173ZM184 68V67H183ZM196 68H198V67H196ZM196 68H195V70H196ZM11 69V68H10ZM61 69V68H60ZM59 69V70H60ZM63 70H64V66H63V68H62ZM75 69V68H74ZM87 69V68H86ZM90 69V68H89ZM125 69H126V66H125ZM169 69V68H168ZM180 69V68H179ZM194 69V68H193ZM17 70V69H16ZM22 70H24V69H22ZM32 70V69H31ZM54 70H56V69H54ZM71 70V69H70ZM91 70V69H90ZM104 71V69H101V71ZM121 70V69H120ZM123 70H124V67H123ZM123 70H121V71H123ZM171 70V69H170ZM183 70V69H182ZM185 70V69H184ZM192 70V69H191ZM190 70V71H191ZM264 70V69H263ZM1 71V70H0ZM18 71V70H17ZM25 71V70H24ZM30 71V70H29ZM76 71H77V69H76ZM102 71V72H103ZM118 71H119V69H118ZM159 71V70H158ZM160 71H162L161 69H160ZM164 71V70H163ZM14 72H15V70H14ZM21 72V71H20ZM32 72V71H31ZM38 72V71H37ZM42 72V71H41ZM44 72V71H43ZM42 72V73H43ZM56 72V71H55ZM58 72V71H57ZM56 72V73H57ZM86 72V71H85ZM107 72V71H106ZM109 72H111V70L109 71ZM120 72V71H119ZM154 72V71H153ZM36 73V72H35ZM34 73V74H35ZM46 73V72H45ZM47 73H49V72H47ZM60 73V72H59ZM97 74H98V71L96 72ZM161 72H159V74H160ZM28 74H30V73H28ZM53 74H55V73H53ZM83 74H84V72H83ZM86 74V73H85ZM106 74V73H105ZM104 74V75H105ZM124 74H126L125 72H124ZM129 74V73H128ZM156 73H154V75H155ZM230 74V73H229ZM233 74V73H232ZM235 74V73H234ZM241 74V73H240ZM247 74V73H246ZM22 75V74H21ZM20 75V76H21ZM39 75V74H38ZM43 75V74H42ZM73 75V74H72ZM88 75H90V74H88ZM87 75V76H88ZM101 75V74H100ZM112 75V74H111ZM127 75V74H126ZM151 75V74H150ZM149 75V76H150ZM28 76V75H27ZM29 76H31V75H29ZM52 76H54V75H52ZM86 76V77H87ZM99 76V75H98ZM130 76V75H129ZM158 76V75H157ZM234 76V75H233ZM243 76V75H242ZM2 77V76H1ZM35 77V76H34ZM36 77H37V75H36ZM35 77V78H36ZM39 77V76H38ZM42 77V76H41ZM65 77V76H64ZM111 77V76H110ZM113 77V76H112ZM114 77H115V75H114ZM151 77V76H150ZM153 77V76H152ZM160 77V76H159ZM249 77V76H248ZM4 78V77H3ZM29 78V77H28ZM35 78H33V79H35ZM48 78V77H47ZM60 78H62V76L60 77ZM66 78H68V77H66ZM74 78V77H73ZM125 78H126V76H125ZM145 78V77H144ZM6 79V78H5ZM4 79V80H5ZM23 79H25V78H23ZM41 79V78H40ZM54 79H55V77H54ZM63 79H65V78H63ZM95 79V78H94ZM105 79V78H104ZM107 79V78H106ZM119 79V78H118ZM117 79V80H118ZM253 79V78H252ZM1 80H3V79H1ZM0 80V81H1ZM3 80V81H4ZM21 80V79H20ZM37 80H39V79H37ZM57 80V79H56ZM67 80V79H66ZM84 80V79H83ZM120 80V79H119ZM234 80V79H233ZM10 81V80H9ZM19 81V80H18ZM40 81H42V80H40ZM50 81V80H49ZM63 81V80H62ZM70 81H72V80H70ZM95 81V80H94ZM93 81V82H94ZM250 81V80H249ZM7 82V84H8V81H6ZM23 82V81H22ZM21 82V83H22ZM28 82V81H27ZM37 82V81H36ZM68 82V81H67ZM67 82H65V84L67 83ZM83 82V81H82ZM119 82V81H118ZM122 82V81H121ZM158 82V81H157ZM240 82V81H239ZM2 83V82H1ZM124 83V82H123ZM126 83V82H125ZM145 83V82H144ZM244 83H246V82H244ZM4 84V83H3ZM6 84V83H5ZM19 84V83H18ZM25 84V83H24ZM29 84V83H28ZM31 84V83H30ZM57 84V83H56ZM60 84V83H59ZM78 84H79V82H78ZM84 84V83H83ZM93 84V83H92ZM119 84H120V82H119ZM132 84V83H131ZM157 84V83H156ZM156 84L155 85H153L152 83H151V85H153V86H156ZM234 84V83H233ZM232 84V85H233ZM249 84V83H248ZM247 84V85H248ZM263 84H264V82H263ZM15 85H17V84H15ZM34 85V84H33ZM69 85V84H68ZM100 85V84H99ZM101 85H102V83H101ZM108 85V84H107ZM117 85V84H116ZM116 85H114V83H113V86H116ZM121 85V84H120ZM140 85H144V84H140ZM139 85V86H140ZM150 85V86H151ZM245 85V84H244ZM250 85H251V83H250ZM258 85H260V84H258ZM53 86V85H52ZM62 86H63V84H62ZM76 86V85H75ZM82 86V85H81ZM88 86H89V82H88ZM94 86V85H93ZM138 86V87H139ZM149 86V85H148ZM148 86H146L147 88H148ZM149 86V87H150ZM163 86V85H162ZM230 86V85H229ZM17 87H19V86H17ZM50 87V86H49ZM67 87V86H66ZM77 87V86H76ZM80 87V86H79ZM95 87H96V85H95ZM98 87V86H97ZM96 87V88H97ZM120 87V86H119ZM118 87V88H119ZM123 87H125V86H123ZM142 87V86H141ZM158 87V86H157ZM246 87V86H245ZM250 87H252V85L250 86ZM256 88H257V86H255ZM14 88V87H13ZM37 88V87H36ZM45 88V87H44ZM62 88V87H61ZM69 88V87H68ZM85 88V87H84ZM91 88H92V86H91ZM118 88H116V89H118ZM137 88V87H136ZM243 88V87H242ZM246 88H248V87H246ZM16 89V88H15ZM35 89V88H34ZM33 89V90H34ZM43 89V88H42ZM58 89V88H57ZM79 89V88H78ZM81 89V88H80ZM99 89V88H98ZM119 89H121V88H119ZM124 89V88H123ZM258 89V91H259V88H257ZM256 89V90H257ZM53 90V89H52ZM62 90V89H61ZM60 90V91H61ZM65 90V89H64ZM93 90V89H92ZM106 90V89H105ZM122 90V89H121ZM165 90V89H164ZM191 90V89H190ZM247 90V89H246ZM251 90H252V88H251ZM264 90V89H263ZM10 91V90H9ZM8 91V92H9ZM14 92H15V90H13ZM12 91V92H13ZM43 91V90H42ZM51 91V90H50ZM69 91V90H68ZM86 91H87V89H86ZM88 91H89V89H88ZM99 91V90H98ZM109 91H111V90H109ZM156 91V90H155ZM11 92V91H10ZM38 92H39V90H38ZM65 92V91H64ZM73 92V91H72ZM94 92V91H93ZM106 92V91H105ZM117 92V91H116ZM134 92V91H133ZM168 92V93H169ZM178 92V91H177ZM176 92V93H177ZM187 92H190L189 90H187ZM193 93H195L194 91H192ZM191 92V93H192ZM230 92V91H229ZM3 93V92H2ZM36 93V92H35ZM41 93V92H40ZM43 93V92H42ZM49 93V92H48ZM51 93V92H50ZM112 93V92H111ZM110 93V94H111ZM120 93V92H119ZM136 93V92H135ZM139 93H141V92H139ZM150 93V92H149ZM148 93V94H149ZM158 93V92H157ZM179 93V92H178ZM186 93V92H185ZM209 93V94H210ZM227 93H228V91H227ZM236 93V92H235ZM247 93H248V91H247ZM259 93H260V91H259ZM20 94V93H19ZM61 94V93H60ZM97 94H100V93H97ZM96 93H95V95H97ZM103 94V93H102ZM101 94V95H102ZM117 94V93H116ZM156 94V93H155ZM154 94V95H155ZM160 94V93H159ZM162 94H163V91H162ZM167 94V93H166ZM181 94V93H180ZM204 94H206V93H204ZM208 94V95H209ZM225 94V93H224ZM230 94V93H229ZM4 95V94H3ZM12 95H14V94H12ZM115 95V94H114ZM120 95V94H119ZM161 95V94H160ZM192 95V94H191ZM199 95V94H198ZM198 95H196V96H198ZM201 95V94H200ZM5 96V95H4ZM29 96V95H28ZM34 96V95H33ZM38 96V95H37ZM43 96V95H42ZM144 96H146V95H144ZM149 96V95H148ZM147 96V97H148ZM151 96V95H150ZM162 96V95H161ZM164 96V95H163ZM173 96V95H172ZM178 97H179V95H177ZM176 96V97H177ZM181 96V95H180ZM195 96V97H196ZM210 96V95H209ZM222 96V95H221ZM243 96V95H242ZM7 97V96H6ZM29 97H31V96H29ZM39 97V96H38ZM87 97V96H86ZM85 97V98H86ZM95 97V96H94ZM108 97V96H107ZM133 97V96H132ZM137 97H138V95H137ZM141 97H142V95H141ZM174 97H175V95H174ZM201 97V96H200ZM204 96L202 95V97H201V99L203 98ZM206 97V96H205ZM204 97V100L207 98H205ZM214 97V96H213ZM244 97V96H243ZM37 98V97H36ZM73 98V97H72ZM88 98V97H87ZM90 98V97H89ZM99 98V97H98ZM104 98V97H103ZM139 98H140V96H139ZM138 98V99H139ZM155 98V97H154ZM185 98H187L186 96H185ZM216 98V97H215ZM221 98V97H220ZM261 98H263V96L261 97ZM5 99V98H4ZM40 99H41V97H40ZM56 99V98H55ZM95 99H96V97H95ZM136 99V98H135ZM142 99V98H141ZM145 98H143V100H144ZM158 99V98H157ZM168 99H169V96L168 95H165V103L166 102H169L168 101ZM188 99V98H187ZM2 100H3V98H2ZM8 100V99H7ZM13 100V99H12ZM11 100V101H12ZM30 100V99H29ZM28 100V101H29ZM39 100V99H38ZM76 100V98L74 97V101ZM78 100V99H77ZM101 100V99H100ZM111 100V99H110ZM133 100V99H132ZM147 100V99H146ZM161 100H162V98H161ZM172 100H174L173 98H172ZM203 100V99H202ZM203 100V101H204ZM207 100V99H206ZM208 100H210V99H208ZM216 100V99H215ZM237 100V99H236ZM5 101V100H4ZM10 101V102H11ZM43 100H41L40 102H42ZM46 101V100H45ZM65 101V100H64ZM73 101V102H74ZM95 101V100H94ZM93 101V102H94ZM105 101H106V99H105ZM105 101H104V103L103 104H105ZM129 101H131V100H129ZM140 101V100H139ZM154 101V100H153ZM157 101V100H156ZM156 101H155V103H156ZM178 101V100H177ZM182 101V100H181ZM185 101L187 102V101H189V100H186L185 99ZM192 101H193V99H192ZM203 101L201 102V103H203ZM44 102V101H43ZM66 102V101H65ZM70 102H72L71 100H70ZM98 102V101H97ZM100 102V101H99ZM102 102V101H101ZM112 102H114V100L112 101ZM136 102H138V101H136ZM150 102V101H149ZM162 102V101H161ZM183 102V101H182ZM209 102V101H208ZM211 102H213L212 100H211ZM216 102H219V101H216ZM215 102V103H216ZM221 102V101H220ZM233 102V101H232ZM12 103H13V101H12ZM32 103H34V101L32 102ZM86 103V102H85ZM91 103V102H90ZM107 103V102H106ZM108 103H110L109 101H108ZM130 103V102H129ZM133 103V102H132ZM135 103V102H134ZM140 103V102H139ZM142 103V102H141ZM145 103V102H144ZM154 103V102H153ZM154 103V104H155ZM173 103V102H172ZM185 103V102H184ZM189 103V102H188ZM31 104V103H30ZM37 104V103H36ZM43 104V103H42ZM47 104V103H46ZM58 104V103H57ZM60 104V103H59ZM62 104V103H61ZM60 104V105H61ZM71 104V103H70ZM102 104V103H101ZM131 104V103H130ZM148 104V103H147ZM160 104V103H159ZM162 104V103H161ZM160 104V105H161ZM163 104H164V102H163ZM179 104V103H178ZM182 103H180V105H181ZM187 104V103H186ZM205 104V103H204ZM206 104H207V102H206ZM35 105V104H34ZM45 105V104H44ZM80 105V104H79ZM84 105V104H83ZM98 105V104H97ZM100 105V104H99ZM124 105H126V104H124ZM132 105V104H131ZM136 105V104H135ZM149 105H151V104H149ZM165 105V104H164ZM167 105H168V103H167ZM195 105V104H194ZM196 105H198V104H196ZM195 105V106H196ZM220 105H221V103H220ZM220 105H219V107H220ZM31 106H33V105H31ZM37 106V105H36ZM49 106H51V105H49ZM69 106V105H68ZM76 106V105H75ZM104 106V105H103ZM128 106V105H127ZM130 106V105H129ZM145 106V105H144ZM177 106V105H176ZM2 107V106H1ZM5 107V106H4ZM25 107V106H24ZM80 107V106H79ZM82 107V106H81ZM84 107H86V105L84 106ZM84 107H82V108H84ZM102 107V106H101ZM106 107V106H105ZM136 107V106H135ZM134 107V108H135ZM149 107V106H148ZM147 107V108H148ZM155 107V106H154ZM161 107V106H160ZM179 107V106H178ZM186 107V106H185ZM187 107H189V105H187ZM186 107V108H187ZM191 107H193V103L191 104ZM227 107V106H226ZM230 107V106H229ZM31 108V107H30ZM53 108V107H52ZM61 108V107H60ZM60 108H59V110H60ZM73 108V107H72ZM109 108H110V106H109ZM112 108V107H111ZM110 108V109H111ZM138 108V107H137ZM152 108V107H151ZM156 108V107H155ZM166 108V107H165ZM168 108V107H167ZM166 108V109H167ZM171 108V107H170ZM194 108H196V107H194ZM206 108V107H205ZM214 108V107H213ZM49 109V108H48ZM124 109V108H123ZM153 109V108H152ZM172 109V108H171ZM178 109V108H177ZM176 109V110H177ZM182 109V108H181ZM187 109H189V108H187ZM223 109V108H222ZM229 109V108H228ZM261 109V108H260ZM24 110V109H23ZM30 110V109H29ZM62 110V109H61ZM69 110V109H68ZM76 110V109H75ZM92 110V109H91ZM98 110H99V108H98ZM103 110V109H102ZM107 110V109H106ZM109 110V109H108ZM128 110V109H127ZM131 110V109H130ZM145 110H146V108H145ZM148 110V109H147ZM170 110V109H169ZM174 110V109H173ZM175 110V111H176ZM194 110V109H193ZM196 110H198V108H196ZM206 110V109H205ZM211 110V109H210ZM210 110H209V115L211 114L210 113ZM231 110V109H230ZM249 110V109H248ZM46 111V110H45ZM63 111V110H62ZM61 111V112H62ZM74 111V110H73ZM90 111V110H89ZM88 111V112H89ZM101 111V110H100ZM99 111V112H100ZM104 111V110H103ZM137 111V110H136ZM156 111V110H155ZM160 111H162V110H160ZM167 111H168V109H167ZM178 111V110H177ZM185 111H186V109H185ZM237 111V110H236ZM250 111V110H249ZM248 111V112H249ZM64 112V111H63ZM125 112V111H124ZM130 112V111H129ZM149 112V111H148ZM159 112V111H158ZM184 112V111H183ZM187 112V111H186ZM186 112H185V115H187L188 113H189V111H188V113L186 114ZM195 112V111H194ZM200 112V111H199ZM207 112V111H206ZM213 112V111H212ZM263 112V111H262ZM8 113V112H7ZM48 113V112H47ZM107 113V112H106ZM109 113V112H108ZM111 113H113L112 112V110H111ZM135 113V112H134ZM137 113H139V112H137ZM166 113V112H165ZM164 113V114H165ZM168 113H170V112H168ZM168 113H166V114H168ZM171 113H173L172 111H171ZM176 113V112H175ZM191 113V112H190ZM217 113V112H216ZM220 113V112H219ZM3 114H4V111H3ZM81 114V113H80ZM88 114V113H87ZM86 114V115H87ZM90 114V113H89ZM96 114V113H95ZM136 114V113H135ZM151 114V113H150ZM159 114V113H158ZM177 114H178V112H177ZM180 114V113H179ZM183 114V113H182ZM196 114H198V113H196ZM264 114V113H263ZM7 115V114H6ZM29 115V114H28ZM28 115L26 116V117H28ZM32 115V114H31ZM46 115V114H45ZM50 115V114H49ZM48 115V116H49ZM91 115V114H90ZM100 115V114H99ZM105 115V114H104ZM144 115V114H143ZM154 115V114H153ZM173 115V114H172ZM171 115V116H172ZM208 115V116H209ZM212 115V114H211ZM214 115V114H213ZM228 115V114H227ZM230 115V114H229ZM1 116V115H0ZM34 116V115H33ZM59 116V115H58ZM85 116V115H84ZM94 116V115H93ZM92 116V117H93ZM137 116V115H136ZM138 116H139V114H138ZM138 116H137V118H138ZM147 116V115H146ZM148 116H151V115H148ZM161 116H162V114H161ZM191 116V118H192V115H190ZM189 116V117H190ZM195 116V115H194ZM196 116H198V115H196ZM195 116V117H196ZM215 116V115H214ZM239 116V115H238ZM244 116V115H243ZM8 117V116H7ZM39 117H41V116H39ZM81 117V116H80ZM86 117V116H85ZM87 117H90V116H87ZM86 117V118H87ZM91 117V118H92ZM103 117V116H102ZM134 117V116H133ZM141 117V116H140ZM162 117H165L164 115L162 116ZM167 117V116H166ZM166 117H165V119H166ZM176 117V116H175ZM182 117V116H181ZM201 117V116H200ZM205 117V116H204ZM210 117H212V116H209V118ZM220 117V116H219ZM254 117V116H253ZM3 118V117H2ZM5 118V117H4ZM8 118H10V116L8 117ZM34 119H35V117H33ZM37 118V117H36ZM84 118V117H83ZM136 118V119H137ZM146 118V117H145ZM170 118V117H169ZM174 118V117H173ZM178 118V117H177ZM208 118V119H209ZM160 119V118H159ZM168 119V118H167ZM167 119H166V121H167ZM179 119V118H178ZM183 119V118H182ZM193 119V118H192ZM195 119V118H194ZM196 119H198V118H196ZM76 120H77V118H76ZM131 120V119H130ZM142 120H143V118H142ZM148 120V119H147ZM150 120V119H149ZM158 120V119H157ZM172 120V119H171ZM170 120V121H171ZM185 120H187L186 118L184 119V121ZM211 120V119H210ZM254 120V119H253ZM261 120H262V118H261ZM14 121H15V119H14ZM40 121H42V120H40ZM52 121V120H51ZM59 121V120H58ZM112 121H114V120H112ZM111 121V122H112ZM123 121V120H122ZM121 121V122H122ZM145 121V120H144ZM143 121V122H144ZM152 121V120H151ZM151 121H149V122H151ZM162 121H164V120H162ZM176 121V120H175ZM177 121H180V120H177ZM202 121V120H201ZM205 121V120H204ZM215 121H216V119H215ZM8 122V121H7ZM16 122V121H15ZM37 122H39V121H37ZM36 122V123H37ZM106 122V121H105ZM129 122V121H128ZM131 122V121H130ZM133 122V121H132ZM158 122H159V120H158ZM186 122V121H185ZM184 122V123H185ZM190 122H191V120H190ZM195 122H196V120H195ZM6 123V122H5ZM4 123V124H5ZM13 123V122H12ZM11 123V124H12ZM31 123V122H30ZM35 123V124H36ZM50 123V122H49ZM108 123V122H107ZM113 123V122H112ZM124 123V122H123ZM144 123H146V122H144ZM164 123V122H163ZM166 123V122H165ZM169 123V122H168ZM167 123V124H168ZM173 123V122H172ZM178 123V122H177ZM182 123V122H181ZM183 123V124H184ZM187 123V122H186ZM185 123V125H184V127H187V124ZM8 124V123H7ZM10 124V123H9ZM34 123H33V125H35ZM40 124V123H39ZM58 124H60V123H58ZM143 124V123H142ZM155 124V123H154ZM153 124V125H154ZM175 124H176V122H175ZM180 124V123H179ZM178 124V125H179ZM190 124V123H189ZM194 124V123H193ZM192 124V125H193ZM16 125V124H15ZM62 125V124H61ZM108 125V124H107ZM115 125V124H114ZM157 125V124H156ZM161 125V124H160ZM182 125V124H181ZM191 125V126H192ZM1 126H2V124H1ZM124 126L126 127V124H124ZM128 126V125H127ZM136 126V125H135ZM143 126V125H142ZM174 126V125H173ZM210 126V125H209ZM217 126V125H216ZM13 127V126H12ZM50 127H52V126H50ZM62 127V126H61ZM111 127H112V124H111ZM122 127V126H121ZM134 127V126H133ZM133 127H131V128H133ZM138 127V126H137ZM144 127H146V126H144ZM149 127V126H148ZM161 127H163V126H161ZM165 127V126H164ZM167 127V126H166ZM172 127V126H171ZM182 128H183V126H181ZM214 127V126H213ZM18 128V127H17ZM60 128V127H59ZM81 128V127H80ZM140 128V127H139ZM153 128H154V126H153ZM156 128V127H155ZM177 128V127H176ZM180 128V127H179ZM204 128V126H203V124L201 123L200 124V121H199V123H197L196 125H195V129H196V131H198V132H200V134H201V132L204 130L203 129ZM210 128V127H209ZM219 128V127H218ZM9 129H11V128H9ZM13 129V128H12ZM84 129V128H83ZM87 129V128H86ZM137 129V128H136ZM141 129V128H140ZM161 129V128H160ZM159 129V130H160ZM165 128H163V130H164ZM169 129V128H168ZM173 129V128H172ZM185 129H187V128H184V130ZM194 129V128H193ZM222 129V128H221ZM4 130V129H3ZM15 130V129H14ZM101 130V129H100ZM122 130V129H121ZM125 130V129H124ZM128 130V129H127ZM132 130V129H131ZM166 130V129H165ZM174 130V129H173ZM181 130V129H180ZM2 131V130H1ZM20 131V130H19ZM42 131V130H41ZM55 131V130H54ZM68 131V130H67ZM76 131V130H75ZM129 131V130H128ZM137 131V130H136ZM139 131V130H138ZM144 131V130H143ZM156 131V130H155ZM175 131V130H174ZM182 131V130H181ZM193 131H195V130H193ZM205 131V130H204ZM217 131V130H216ZM12 132V131H11ZM24 132V131H23ZM124 132V131H123ZM122 132V133H123ZM127 132V131H126ZM148 132V131H147ZM178 132V131H177ZM190 132H192V130L190 131ZM19 133H21V132H19ZM76 133V132H75ZM203 133V132H202ZM206 133V132H205ZM212 133L213 132H210L209 130H208V136H209V138H212ZM224 133H225V130H224ZM15 134V133H14ZM18 134V133H17ZM124 134V133H123ZM126 134V133H125ZM132 134V133H131ZM147 134V133H146ZM178 134V133H177ZM194 135L193 136H195V133H193ZM219 134V133H218ZM16 135V134H15ZM108 135V134H107ZM113 135V134H112ZM135 135H136V132H135ZM134 135V136H135ZM145 135V134H144ZM187 135V134H186ZM199 135V134H198ZM198 135H196V136H198ZM203 135H205L204 133H203ZM17 136V135H16ZM19 136V135H18ZM22 136V135H21ZM29 136V135H28ZM72 136V135H71ZM82 136V135H81ZM120 136V135H119ZM128 136V135H127ZM149 136V135H148ZM154 136H156V133H155V135ZM182 136V135H181ZM188 136V135H187ZM196 136H195V138H196ZM207 136V137H208ZM216 136V135H215ZM232 136V135H231ZM2 137V136H1ZM78 137V136H77ZM89 137V136H88ZM105 137V136H104ZM131 137V136H130ZM136 137H138V136H136ZM141 137H142V135H141ZM144 137V136H143ZM145 137H146V135H145ZM157 137V136H156ZM162 137H163V135H162ZM167 137V136H166ZM165 137V138H166ZM185 137V136H184ZM190 137V136H189ZM223 137V136H222ZM21 138V137H20ZM81 138V137H80ZM95 138V137H94ZM107 138V137H106ZM105 138V139H106ZM139 138V137H138ZM147 138V137H146ZM164 138V137H163ZM163 138H161V139H163ZM182 138V137H181ZM191 138V137H190ZM193 138V137H192ZM203 138H204V136H203ZM229 138V137H228ZM245 138H246V136H245ZM17 139H18V137H17ZM16 139V140H17ZM29 139V138H28ZM69 139H71V138H69ZM88 139V138H87ZM98 139V138H97ZM128 139V138H127ZM135 139H137V138H135ZM144 139V138H143ZM158 139V138H157ZM183 139V138H182ZM207 139V138H206ZM215 139V138H214ZM19 140V139H18ZM17 140V141H18ZM146 140V139H145ZM149 140V139H148ZM152 140V139H151ZM195 140H198V139H195ZM204 140V139H203ZM247 140V139H246ZM16 141V142H17ZM83 141V140H82ZM112 141V140H111ZM118 141H120V140H118ZM160 141V140H159ZM166 140H164V142H165ZM169 141V140H168ZM172 141V140H171ZM188 141H189V139H188ZM60 142V141H59ZM59 142H58V144H59ZM81 142V141H80ZM98 142V141H97ZM126 142V141H125ZM148 142V141H147ZM191 142V141H190ZM201 142V141H200ZM204 142H206V141H204ZM210 142V141H209ZM212 142V141H211ZM217 142H219V141H217ZM216 142V143H217ZM13 143V142H12ZM11 142H10V144H12ZM25 143V142H24ZM85 143V142H84ZM88 143V142H87ZM101 143V142H100ZM161 143V142H160ZM166 143V142H165ZM196 143V142H195ZM231 143V142H230ZM16 144V143H15ZM26 144V143H25ZM104 144V143H103ZM102 144V145H103ZM106 144V143H105ZM104 144V145H105ZM111 144V143H110ZM204 144V143H203ZM260 144V143H259ZM4 145H5V143H4ZM18 145V144H17ZM23 145V144H22ZM70 145V144H69ZM85 145V144H84ZM88 145H89V143H88ZM98 145V144H97ZM136 145V144H135ZM134 145V146H135ZM151 145V144H150ZM177 145V144H176ZM208 145V144H207ZM11 146V145H10ZM19 146H21V144H19ZM54 146V145H53ZM67 146V145H66ZM77 146V145H76ZM123 146V145H122ZM151 146H153V145H151ZM183 146H185V145H183ZM188 146V145H187ZM193 146V145H192ZM214 146H215V144H214ZM249 146V145H248ZM255 146V145H254ZM264 146V145H263ZM26 147V146H25ZM31 147H32V145H31ZM48 147H49V145H48ZM50 147H51V145H50ZM68 147V146H67ZM66 147V148H67ZM71 147H74L73 145L71 146ZM83 147V146H82ZM90 147V146H89ZM99 147V146H98ZM114 147V146H113ZM213 147V146H212ZM255 147H257V145L255 146ZM20 148V147H19ZM30 148V147H29ZM47 148V147H46ZM45 148V149H46ZM58 148V147H57ZM96 148V147H95ZM102 148V147H101ZM105 150L104 151H107L106 150V145H105ZM108 148V147H107ZM145 148V147H144ZM165 148V147H164ZM186 148V147H185ZM190 148H191V146H190ZM196 148H198V147H195V149ZM214 148V147H213ZM217 148V147H216ZM248 148V147H247ZM259 148V147H258ZM21 149V148H20ZM58 149H60V148H58ZM73 149V148H72ZM99 149V148H98ZM117 149V148H116ZM166 149V148H165ZM174 149V151H176L177 150V148L175 147V148H173ZM176 149V150H175ZM203 149H205V148H203ZM78 149H76V151H77ZM87 150V149H86ZM96 150H97V148H96ZM111 150V149H110ZM158 150V149H157ZM161 150V149H160ZM163 150V149H162ZM172 150V149H171ZM181 150V149H180ZM186 150V149H185ZM192 150V149H191ZM211 150V149H210ZM214 150V149H213ZM253 150V149H252ZM258 150V149H257ZM263 150V149H262ZM13 151V150H12ZM17 151V150H16ZM71 151H73V150H71ZM93 151V150H92ZM102 151V150H101ZM115 151V150H114ZM127 151V150H126ZM166 151V150H165ZM164 151V152H165ZM204 151V150H203ZM56 152H57V150H56ZM78 152V151H77ZM100 152V151H99ZM110 152V151H109ZM109 152H106V153H108L109 154ZM124 152V151H123ZM190 152V151H189ZM261 152V151H260ZM12 153V152H11ZM121 153H122V151H121ZM121 153H120V155H121ZM151 153V152H150ZM166 153V152H165ZM170 153V152H169ZM188 153V152H187ZM193 153V152H192ZM196 153H198V152H196ZM218 153V152H217ZM28 154V153H27ZM57 154V153H56ZM80 154H82V152L80 153ZM79 154V155H80ZM93 154V153H92ZM108 154H107V156H108ZM255 154H256V152H255ZM258 154V153H257ZM263 154V153H262ZM20 155V154H19ZM75 155V154H74ZM85 155V154H84ZM90 155V154H89ZM95 155V154H94ZM101 155V154H100ZM118 155V154H117ZM173 155V154H172ZM196 155V154H195ZM195 155H193V156H195ZM201 155V154H200ZM199 155V156H200ZM207 155V154H206ZM232 155V154H231ZM259 155V154H258ZM11 156V155H10ZM62 156V155H61ZM80 156H82V155H80ZM103 156V155H102ZM107 156H105V157H107ZM109 156H111V155H109ZM122 156V155H121ZM154 156V155H153ZM152 156V157H153ZM165 156V155H164ZM202 156V155H201ZM219 156V155H218ZM249 156V155H248ZM262 156V155H261ZM20 157H22V156H20ZM31 157V156H30ZM88 157V156H87ZM144 157V156H143ZM192 157V156H191ZM223 157V156H222ZM263 157V156H262ZM34 158V157H33ZM86 158V157H85ZM98 158V157H97ZM115 158V157H114ZM117 158V157H116ZM119 158V157H118ZM140 158V157H139ZM176 158H177V156H176ZM184 158V157H183ZM196 158V157H195ZM257 158V157H256ZM30 159V158H29ZM106 159V158H105ZM112 159V158H111ZM124 159V158H123ZM162 159V158H161ZM245 159V158H244ZM20 160V159H19ZM77 160V159H76ZM102 160V159H101ZM104 160V159H103ZM117 160V159H116ZM129 160V159H128ZM195 160V159H194ZM257 160V159H256ZM260 160H261V157H260ZM0 161L2 162V159H0ZM5 161V160H4ZM8 161V160H7ZM6 161V162H7ZM105 161V160H104ZM109 161V160H108ZM131 161V160H130ZM140 161V160H139ZM143 161V160H142ZM221 161V160H220ZM244 161V160H243ZM31 162V161H30ZM91 162V161H90ZM99 162V161H98ZM111 162V161H110ZM126 162V161H125ZM133 162V161H132ZM136 162V161H135ZM162 162V161H161ZM188 162H191V161H188ZM194 162V161H193ZM196 162V161H195ZM260 162V161H259ZM3 163H5V162H3ZM43 163V162H42ZM82 163V162H81ZM87 163V162H86ZM85 163V164H86ZM100 163V162H99ZM108 163V162H107ZM126 163H128V162H126ZM130 163V162H129ZM156 163V162H155ZM164 163V162H163ZM220 163V162H219ZM63 164H65V163H63ZM103 164V163H102ZM116 164H117V162H116ZM120 164H121V162H120ZM119 164V165H120ZM131 164V163H130ZM134 164V163H133ZM157 164V163H156ZM167 164V163H166ZM194 164H196V163H194ZM213 164V163H212ZM244 164V163H243ZM255 164V163H254ZM1 165V164H0ZM82 165V164H81ZM91 165V164H90ZM89 164H88V166H90ZM118 165V164H117ZM165 165V164H164ZM246 165V164H245ZM59 166V165H58ZM85 166V165H84ZM86 166H87V164H86ZM87 166V167H88ZM92 166V165H91ZM100 166V165H99ZM104 166V165H103ZM123 166V165H122ZM130 166V165H129ZM135 166V165H134ZM249 167H250V164L248 165ZM1 167V166H0ZM101 167V166H100ZM108 167V166H107ZM155 167V166H154ZM158 167V166H157ZM163 167V166H162ZM205 167V166H204ZM221 167V166H220ZM260 167V166H259ZM264 167V166H263ZM31 168V167H30ZM113 168V167H112ZM119 168V167H118ZM124 168H127V167H125L124 166ZM192 168V167H191ZM195 168V167H194ZM229 168V167H228ZM1 169V168H0ZM14 169V168H13ZM27 169V168H26ZM25 169V170H26ZM29 169V168H28ZM35 169V168H34ZM114 169H116L115 167H114ZM123 169V168H122ZM196 169H198V168H196ZM263 169V168H262ZM106 170H108V169H106ZM125 170V169H124ZM154 170V169H153ZM246 170V169H245ZM20 171V170H19ZM42 171V170H41ZM97 171V170H96ZM121 171V170H120ZM182 171V170H181ZM261 171V170H260ZM6 172V171H5ZM37 172V171H36ZM39 172V171H38ZM250 172V171H249ZM248 172V173H249ZM96 173H98V172H96ZM124 173H126V172H124ZM131 173H132V171H131ZM130 173V174H131ZM182 173V172H181ZM199 173V172H198ZM216 173V172H215ZM20 174V173H19ZM128 174V173H127ZM143 174V173H142ZM159 174H161V172L159 173ZM222 174H223V172H222ZM221 174V175H222ZM250 174V173H249ZM252 174V173H251ZM4 175V174H3ZM11 174H9V176H10ZM87 175H88V173H87ZM114 175H115V173H114ZM117 175H120V174H117ZM124 175V174H123ZM185 175V174H184ZM200 175V174H199ZM220 175V176H221ZM17 176V175H16ZM127 176V175H126ZM125 176V177H126ZM143 176V175H142ZM157 176V175H156ZM165 176H166V174H165ZM168 176H170V174L168 175ZM216 176H217V174H216ZM228 176V175H227ZM238 176V175H237ZM20 177V176H19ZM18 177V178H19ZM30 177V176H29ZM66 177V176H65ZM125 177H123L122 176V178H125ZM129 178H130V175L128 176ZM132 177V176H131ZM184 177V176H183ZM199 177V176H198ZM201 177V176H200ZM224 177V176H223ZM63 178V177H62ZM106 178H109V177H106ZM119 178V177H118ZM121 178V179H122ZM127 178V177H126ZM147 178V177H146ZM159 178V177H158ZM164 178V177H163ZM242 178V177H241ZM258 178V177H257ZM257 178H256V180H257ZM10 179V178H9ZM11 179H12V177H11ZM16 179V178H15ZM87 179V178H86ZM91 179V178H90ZM120 179V178H119ZM155 179V178H154ZM191 179V178H190ZM210 179V178H209ZM215 179V178H214ZM230 179H231V177H230ZM2 180V178L0 179V181ZM42 180V179H41ZM116 180V179H115ZM124 180V179H123ZM153 180V179H152ZM159 180H160V178H159ZM202 180V179H201ZM7 181V180H6ZM10 181H12V180H10ZM63 181V180H62ZM161 181V180H160ZM163 181V180H162ZM178 181V180H177ZM195 181V180H194ZM13 182V181H12ZM11 182V183H12ZM50 182V181H49ZM70 182V181H69ZM86 182V181H85ZM134 182V181H133ZM164 183H165V181H163ZM202 182V181H201ZM219 182V181H218ZM230 182H232V181H230ZM89 183H91V182H89ZM104 183V182H103ZM132 183V182H131ZM171 183V182H170ZM180 183H181V181H180ZM255 183V182H254ZM3 184V183H2ZM52 184V183H51ZM69 184V183H68ZM110 183H108V185H109ZM120 184V183H119ZM145 184V183H144ZM151 184V183H150ZM153 184V183H152ZM183 184H185V183H183ZM6 185V184H5ZM8 185V184H7ZM102 185V184H101ZM100 185V186H101ZM114 185V184H113ZM154 185V184H153ZM167 185V184H166ZM242 185V184H241ZM252 185V184H251ZM3 186V185H2ZM49 186H50V184H49ZM92 186V185H91ZM106 186V185H105ZM119 186V185H118ZM156 186V185H155ZM194 186V185H193ZM202 186V185H201ZM220 186V185H219ZM236 186V185H235ZM1 187V186H0ZM35 187V186H34ZM43 187V186H42ZM108 187V186H107ZM115 187L116 186H114V189H115ZM147 187H149V186H147ZM146 187V188H147ZM152 187V186H151ZM162 187V186H161ZM171 187V186H170ZM229 187V186H228ZM231 187V186H230ZM233 187V186H232ZM73 188V187H72ZM72 188H70L71 190H72ZM75 188V187H74ZM106 188V187H105ZM110 188V187H109ZM137 188H138V186H137ZM150 188V187H149ZM239 188V187H238ZM263 188V187H262ZM2 189V188H1ZM31 189V188H30ZM29 189V190H30ZM34 189V188H33ZM68 189V188H67ZM76 189V188H75ZM156 189V188H155ZM169 189V188H168ZM168 189H166V190H168ZM183 189V188H182ZM181 189V190H182ZM196 189H198V188H196ZM222 189V188H221ZM252 189V188H251ZM38 190H40L39 188H38ZM44 190H46V189H44ZM49 190H51V189H49ZM54 190V189H53ZM65 190V189H64ZM106 190V189H105ZM110 190V189H109ZM112 190H113V188H112ZM117 190H119V189H117ZM123 189H121V191H122ZM151 190V189H150ZM165 190V189H164ZM201 190V189H200ZM214 190V189H213ZM234 189L232 188V191H233ZM238 190V189H237ZM250 190V189H249ZM31 191V190H30ZM34 190H32V192H33ZM90 191V190H89ZM133 191V190H132ZM131 191V192H132ZM152 191V190H151ZM150 191V192H151ZM156 191V190H155ZM173 191V190H172ZM175 191V190H174ZM220 191V190H219ZM229 191H231V190H229ZM8 192V191H7ZM39 192V191H38ZM37 192V193H38ZM56 192V191H55ZM103 192V191H102ZM118 192V191H117ZM128 192H129V190H128ZM153 192V191H152ZM161 191H159V193H160ZM167 192V191H166ZM179 192V191H178ZM196 192V191H195ZM34 193V192H33ZM72 193V192H71ZM70 193V194H71ZM110 193V192H109ZM124 193V192H123ZM167 193H169V192H167ZM174 193V192H173ZM180 193H182V192H180ZM213 193V192H212ZM211 193V194H212ZM239 193V192H238ZM260 193V192H259ZM261 193H263V190H262V192ZM63 194V193H62ZM152 194V193H151ZM156 194V193H155ZM170 194V193H169ZM178 194V193H177ZM240 194V193H239ZM247 194H248V192H247ZM255 194V193H254ZM30 195V194H29ZM35 195V194H34ZM92 195V194H91ZM104 195V194H103ZM108 195V194H107ZM113 195H116V194H113ZM132 195V194H131ZM158 195V194H157ZM161 195V194H160ZM186 195V194H185ZM228 195V194H227ZM241 195V194H240ZM239 195V196H240ZM250 195H251V193H250ZM6 196H8V195H6ZM31 196V195H30ZM35 196H37V195H35ZM34 196V197H35ZM55 196V195H54ZM57 196V195H56ZM94 196V195H93ZM130 196V195H129ZM159 196V195H158ZM169 196V195H168ZM188 196H190V194L188 195ZM207 196V195H206ZM5 197V196H4ZM4 197H2V198H4ZM12 197V196H11ZM70 197V196H69ZM81 197H84V196H81ZM87 197V196H86ZM114 197V196H113ZM120 197V196H119ZM163 197V196H162ZM165 197H167V196H165ZM183 197H185V196H183ZM217 197V196H216ZM255 197V196H254ZM259 197V196H258ZM263 197V196H262ZM6 198V197H5ZM58 198V197H57ZM76 198V197H75ZM105 198V197H104ZM108 198H110V197H108ZM139 198V197H138ZM169 198V197H168ZM191 198V197H190ZM206 198V197H205ZM210 198V197H209ZM237 198H239V197H237ZM117 199V198H116ZM126 199V198H125ZM155 199V198H154ZM153 199V200H154ZM162 199V198H161ZM160 199V200H161ZM167 199V198H166ZM184 199V198H183ZM215 199V198H214ZM218 199V198H217ZM235 199V198H234ZM240 199V198H239ZM256 199V198H255ZM262 199V198H261ZM4 200V199H3ZM40 200V199H39ZM61 200V199H60ZM75 200V199H74ZM90 201L92 200V199H89ZM93 200H95V199H93ZM107 200V199H106ZM113 200V199H112ZM141 200V199H140ZM151 200V199H150ZM189 200V199H188ZM193 200V199H192ZM246 200H248L247 198H246ZM84 201H85V199H84ZM90 201H89V203H90ZM110 200H108V202H109ZM128 201V200H127ZM158 201V200H157ZM162 201V200H161ZM171 201V200H170ZM173 201V200H172ZM178 201V200H177ZM179 201H181V200H179ZM199 201V200H198ZM208 201V200H207ZM250 201V200H249ZM88 202V201H87ZM107 202V203H108ZM126 202V201H125ZM167 202V201H166ZM187 202V201H186ZM219 202V201H218ZM37 203V202H36ZM35 203V204H36ZM102 203H103V201H102ZM159 203V202H158ZM178 203V202H177ZM194 203V202H193ZM192 203V204H193ZM196 203H198V202H196ZM221 203V202H220ZM87 204V203H86ZM110 204H112V203H110ZM116 204V203H115ZM118 204V203H117ZM156 204V203H155ZM162 204V203H161ZM166 204V203H165ZM165 204H163V205H165ZM168 204V203H167ZM171 204V203H170ZM173 204H174V202H173ZM199 204H202V203H200L199 202ZM214 204V203H213ZM255 204V203H254ZM262 204V203H261ZM44 205V204H43ZM107 205V204H106ZM113 205V204H112ZM121 205V204H120ZM177 205V204H176ZM68 206V205H67ZM70 206V205H69ZM68 206V207H69ZM91 206V205H90ZM129 206V205H128ZM127 206V207H128ZM235 206V205H234ZM250 206V205H249ZM71 207V206H70ZM123 207H124V205H123ZM154 207V206H153ZM161 207H162V205H161ZM167 207V206H166ZM176 207V206H175ZM181 207V206H180ZM201 207V206H200ZM221 207V206H220ZM223 207V206H222ZM221 207V208H222ZM260 207V206H259ZM262 207H264V206H262ZM261 207V208H262ZM45 208V207H44ZM111 208V207H110ZM126 208V207H125ZM128 208H130V207H128ZM137 208V207H136ZM165 208V207H164ZM168 208H170L169 206H168ZM173 208V207H172ZM249 208V207H248ZM72 209V208H71ZM70 209V210H71ZM93 209V208H92ZM134 209H135V207H134ZM174 209V208H173ZM188 209H190V208H188ZM239 209V208H238ZM251 209V208H250ZM65 210V209H64ZM79 210H81V209H79ZM110 210H112V208L110 209ZM115 210V209H114ZM117 210V209H116ZM127 210V209H126ZM125 210V211H126ZM129 210V209H128ZM132 210L133 209H131V210H129V211H131L132 212ZM170 210V209H169ZM192 210V209H191ZM202 210V209H201ZM218 210V209H217ZM242 210V209H241ZM55 211H57V210H55ZM121 211V210H120ZM165 211H166V209H165ZM175 211V210H174ZM184 211V210H183ZM188 211V210H187ZM225 211V210H224ZM228 211V210H227ZM60 212V211H59ZM75 212H76V210H75ZM84 212V211H83ZM91 212V211H90ZM122 212V211H121ZM127 212V211H126ZM141 212H142V209H141ZM164 212V211H163ZM173 212V211H172ZM176 212V211H175ZM192 212H193V210H192ZM199 212V211H198ZM212 212V211H211ZM210 212V213H211ZM223 212V211H222ZM238 212V211H237ZM245 212V211H244ZM251 212V211H250ZM39 213V212H38ZM61 213V212H60ZM66 213V212H65ZM70 213V212H69ZM104 213V212H103ZM135 213H137V212H135ZM145 213V212H144ZM160 213V212H159ZM170 213V212H169ZM188 213V212H187ZM209 213V212H208ZM220 213V212H219ZM226 213V212H225ZM253 213V212H252ZM256 213V212H255ZM53 214V213H52ZM70 214H72V213H70ZM116 214V213H115ZM129 214V213H128ZM138 214V213H137ZM136 214V215H137ZM164 214V213H163ZM173 214H174V212H173ZM178 214V213H177ZM194 214V213H193ZM200 214V213H199ZM215 214H216V212H215ZM221 214V213H220ZM233 214V213H232ZM240 214V213H239ZM55 215V214H54ZM57 215H58V213H57ZM65 215V214H64ZM88 215V214H87ZM95 215V214H94ZM122 215H123V213H122ZM133 215V214H132ZM142 215V214H141ZM145 215V214H144ZM153 215V214H152ZM168 215H170V214H168ZM205 215V214H204ZM226 215H228V214H226ZM229 215H230V213H229ZM236 215V214H235ZM243 215V214H242ZM249 215V214H248ZM263 215V214H262ZM102 216H104L103 214H102ZM113 216H114V214H113ZM131 216V215H130ZM134 216V215H133ZM138 216H139V214H138ZM143 216V215H142ZM194 216V215H193ZM219 216V215H218ZM86 217V216H85ZM126 217V216H125ZM153 217V216H152ZM172 217V216H171ZM170 217V218H171ZM226 217H228V216H226ZM243 217V216H242ZM245 217V216H244ZM247 217V216H246ZM264 217V216H263ZM44 218V217H43ZM75 218V217H74ZM127 218V217H126ZM135 218H136V216H135ZM140 218H142V217H140ZM164 218H165V216H164ZM168 218V217H167ZM166 218V219H167ZM182 218V217H181ZM195 218V217H194ZM229 218H230V216H229ZM237 218V217H236ZM239 218V217H238ZM248 218V217H247ZM261 218V217H260ZM11 219V218H10ZM37 219V218H36ZM47 219V218H46ZM59 219H60V217H59ZM58 219V220H59ZM71 219V218H70ZM75 219H77V218H75ZM74 219V220H75ZM118 219V218H117ZM133 219H134V217H133ZM161 219V218H160ZM172 219V218H171ZM183 219H184V217H183ZM187 219V218H186ZM186 219H184V220H186ZM210 219V218H209ZM216 219V218H215ZM243 219V218H242ZM241 219V220H242ZM27 220V219H26ZM41 220H42V218H41ZM141 220H143V219H141ZM140 220V221H141ZM146 220V219H145ZM168 220V219H167ZM183 220V221H184ZM202 220V219H201ZM203 220H204V218H203ZM220 220V219H219ZM240 220V221H241ZM247 220V219H246ZM12 221V220H11ZM14 221V220H13ZM31 221H32V219H31ZM68 221V220H67ZM70 221V220H69ZM73 221V220H72ZM98 221V220H97ZM133 221V220H132ZM147 221V220H146ZM150 221V220H149ZM166 221V220H165ZM172 221V220H171ZM176 221H177V219H176ZM182 221V220H181ZM192 221V220H191ZM206 221V220H205ZM216 221V220H215ZM223 221V220H222ZM233 221H234V219H233ZM235 221H237V220H235ZM239 221V220H238ZM248 221V220H247ZM26 223H27V221H25ZM33 222V221H32ZM32 222H30V223H32ZM38 222V221H37ZM36 222V223H37ZM48 222V221H47ZM71 222V221H70ZM75 222V221H74ZM80 222V221H79ZM137 222V221H136ZM152 222V221H151ZM157 222V221H156ZM173 223H174V221H172ZM194 222V221H193ZM228 222V221H227ZM11 223V222H10ZM13 223H15V221L13 222ZM36 223H34V224H36ZM60 222H58V224H59ZM93 222H91V224H92ZM123 223V222H122ZM148 223V222H147ZM161 223V222H160ZM171 223V222H170ZM180 223V222H179ZM178 223V224H179ZM188 223V222H187ZM211 223V222H210ZM209 223V224H210ZM213 223V222H212ZM211 223V224H212ZM242 223H244V221L242 222ZM250 223V222H249ZM29 224V223H28ZM27 224V225H28ZM33 224V223H32ZM39 224V223H38ZM37 224V225H38ZM83 224V223H82ZM91 224H89V225H91ZM110 224H111V222H110ZM110 224H108L109 225V227H110ZM119 224V223H118ZM117 224V225H118ZM139 224V223H138ZM149 224V223H148ZM148 224H146V226H148ZM154 224V223H153ZM158 224H159V222H158ZM163 224V223H162ZM172 224V223H171ZM195 224V223H194ZM231 224V223H230ZM234 225H235V223H233ZM238 224V223H237ZM251 224V223H250ZM25 226H26V224H24ZM31 225V224H30ZM79 225V224H78ZM77 225V226H78ZM121 225H124V224H121ZM154 225H156V223L154 224ZM166 225V224H165ZM189 225V224H188ZM193 225V224H192ZM214 225V224H213ZM245 225V227H246V223L244 224ZM247 225H249L248 223H247ZM19 226V227H18ZM17 227H18V229L21 227L20 225H18ZM39 226V225H38ZM45 226V225H44ZM49 226V225H48ZM47 226V227H48ZM65 226V225H64ZM73 226V225H72ZM71 226V227H72ZM83 226V225H82ZM82 226H81V228H82ZM86 226V225H85ZM116 226V225H115ZM150 226V225H149ZM148 226V227H149ZM184 226V225H183ZM206 226V225H205ZM209 226V225H208ZM220 226H222V225H220ZM239 226V225H238ZM74 227V226H73ZM124 227H125V225H124ZM135 227V226H134ZM249 227H250V225H249ZM261 227V226H260ZM15 228V227H14ZM49 229H50V227H48ZM85 228V227H84ZM89 228V227H88ZM100 228V227H99ZM101 228H104V227H101ZM112 228V227H111ZM115 228V227H114ZM166 228V227H165ZM185 228V227H184ZM199 228V227H198ZM211 228V227H210ZM224 227H222V229H223ZM251 228V227H250ZM252 228H253V226H252ZM17 229V228H16ZM22 229V228H21ZM54 229V228H53ZM79 229V228H78ZM85 229H87V228H85ZM90 229V228H89ZM108 229V228H107ZM128 229V228H127ZM144 229V228H143ZM151 229V228H150ZM149 229V230H150ZM202 229V228H201ZM205 229V228H204ZM206 229H208L209 231H210V229L209 228H206ZM206 229H205V231H206ZM215 229V228H214ZM221 229V228H220ZM239 229H241V228H239ZM256 229V228H255ZM9 230H11V229H9ZM23 230V229H22ZM44 230V229H43ZM55 230H56V228H55ZM79 230H81V229H79ZM90 230H92V229H90ZM98 230V229H97ZM102 230V229H101ZM109 230V229H108ZM117 230H119V229H117ZM122 230V229H121ZM175 230V229H174ZM173 230V231H174ZM184 230H186V229H184ZM49 231V230H48ZM76 231V230H75ZM129 231H130V229H129ZM137 231V230H136ZM139 231H140V229H139ZM138 231V232H139ZM148 231V230H147ZM154 231V230H153ZM152 231V229H151V232H153ZM187 231V230H186ZM217 231V230H216ZM216 231H215V233H216ZM233 231V230H232ZM248 231V230H247ZM257 231V230H256ZM16 232H18V231H16ZM64 232V231H63ZM62 232V233H63ZM92 232V231H91ZM94 232V231H93ZM92 232V233H93ZM96 232V231H95ZM97 232H99V231H97ZM102 232H103V230H102ZM107 232V231H106ZM112 232H114V230L112 231ZM162 232V231H161ZM214 232V231H213ZM225 232V231H224ZM230 232V231H229ZM246 232V231H245ZM250 232V231H249ZM259 232V231H258ZM257 232V233H258ZM5 233H7V232H5ZM71 233H73V232H71ZM78 233V232H77ZM87 233H89V232H87ZM154 233V232H153ZM175 233V232H174ZM188 233V232H187ZM201 233V232H200ZM234 233V232H233ZM237 233H238V229H237ZM255 233V232H254ZM21 234V233H20ZM19 234V235H20ZM54 235H55V233H53ZM69 234V233H68ZM80 234V233H79ZM94 234H97V233H94ZM93 234V235H94ZM115 234V233H114ZM117 234V233H116ZM124 235H125V233H123ZM139 234V233H138ZM143 234V233H142ZM169 234H170V231H169ZM189 234V233H188ZM224 234V233H223ZM228 234V233H227ZM247 234H249V233H247ZM261 234V233H260ZM15 235H17L16 233H15ZM51 235V234H50ZM62 235H64V234H62ZM66 235V234H65ZM98 235H99V233H98ZM111 235V234H110ZM118 235V234H117ZM116 235V236H117ZM141 235V234H140ZM159 235V234H158ZM181 235V234H180ZM186 235V234H185ZM196 235H198V234H196ZM206 235V234H205ZM216 235V234H215ZM220 235V234H219ZM233 235H236L235 233L233 234ZM232 235V236H233ZM258 235H259V233H258ZM258 235H256V236H258ZM23 236V235H22ZM36 236V235H35ZM53 236V235H52ZM57 236V235H56ZM70 236H72V235H70ZM81 236V235H80ZM97 236V235H96ZM114 236V235H113ZM143 236V235H142ZM167 236H169V235H167ZM166 236V237H167ZM172 236V235H171ZM174 236H176V235H174ZM189 236V235H188ZM195 236V235H194ZM202 236H203V233H202ZM202 236H200V237H202ZM207 236V235H206ZM212 236V235H211ZM211 236H210V238H211ZM238 236V235H237ZM240 236V235H239ZM245 236V235H244ZM20 237V236H19ZM24 237V236H23ZM22 237V238H23ZM31 237V236H30ZM69 237V236H68ZM73 237H75V236H73ZM77 237H78V235H77ZM94 237V236H93ZM101 237H102V235H101ZM111 237V236H110ZM119 237V236H118ZM117 237V238H118ZM128 237V236H127ZM132 237V236H131ZM166 237H164V238H166ZM193 237V236H192ZM213 237V236H212ZM230 237V236H229ZM241 237V236H240ZM260 237V236H259ZM258 237V238H259ZM262 237V236H261ZM261 237H260V239H261ZM35 238V237H34ZM43 238V237H42ZM78 238H80V237H78ZM77 238V239H78ZM113 238V237H112ZM111 238V239H112ZM120 238V237H119ZM174 238V237H173ZM177 238V237H176ZM204 238H205V236H204ZM209 238V237H208ZM217 238V237H216ZM237 238V237H236ZM248 238V237H247ZM250 238V237H249ZM256 238V237H255ZM257 238V239H258ZM263 238H264V236H263ZM40 239V238H39ZM45 239V238H44ZM77 239H76V241H77ZM125 239V238H124ZM135 239H136V237H135ZM134 239V240H135ZM140 239H141V237H140ZM148 239V238H147ZM168 239V238H167ZM180 239V238H179ZM182 239V238H181ZM184 239V238H183ZM191 239H193V238H191ZM203 239V238H202ZM214 239V238H213ZM213 239L211 240V241H213ZM227 239V238H226ZM231 239V238H230ZM64 240H65V237H64ZM68 240V239H67ZM80 240V239H79ZM82 240V239H81ZM88 240V239H87ZM95 240H96V238H95ZM99 240V239H98ZM104 240H105V238H104ZM113 240V239H112ZM118 240V239H117ZM121 240V239H120ZM119 240V241H120ZM144 240L146 241V239L144 238ZM170 240V239H169ZM178 240V239H177ZM208 240V239H207ZM218 240V239H217ZM235 240H237L238 241V238L237 239H235ZM114 241V240H113ZM122 241V240H121ZM125 241V240H124ZM127 241V240H126ZM129 241V240H128ZM131 241V240H130ZM142 241H143V237H142ZM144 241V242H145ZM148 241V240H147ZM152 241H153V239H152ZM158 241H159V239H158ZM183 241V240H182ZM193 241H196L195 239L193 240ZM192 241V242H193ZM200 241V240H199ZM203 241H205V240H203ZM210 241V242H211ZM233 241V240H232ZM39 242V241H38ZM80 242V241H79ZM116 242V241H115ZM135 242V241H134ZM175 242H177V241H175ZM202 242V241H201ZM206 242V241H205ZM224 242V241H223ZM229 242V241H228ZM231 242V241H230ZM239 242V241H238ZM261 242V241H260ZM19 243V242H18ZM52 243V242H51ZM74 243V242H73ZM72 243V244H73ZM82 243V242H81ZM118 243V242H117ZM168 243V242H167ZM177 243H179V241L177 242ZM189 243V242H188ZM234 243V242H233ZM232 243V247H233V244ZM248 243H250L249 241H248ZM257 243V242H256ZM255 243V244H256ZM264 243V242H263ZM45 244V243H44ZM110 244V243H109ZM125 244V243H124ZM128 244V243H127ZM143 244V243H142ZM146 244V243H145ZM174 244V243H173ZM185 244V243H184ZM183 244V245H184ZM204 244V243H203ZM207 244V243H206ZM213 244V243H212ZM229 244H231V243H229ZM237 244V243H236ZM246 244V243H245ZM251 244V243H250ZM252 244H254V242L252 243ZM4 245V244H3ZM37 245V244H36ZM71 245V244H70ZM92 245V244H91ZM102 245V244H101ZM111 246H112V243L110 244ZM114 245V244H113ZM115 245H116V243H115ZM136 245V244H135ZM141 245V244H140ZM186 245L187 244H185V247H186ZM242 245H243V243L241 244V247H242ZM258 245V244H257ZM260 245V244H259ZM264 245V244H263ZM26 246V245H25ZM38 246V245H37ZM82 246V245H81ZM104 246V245H103ZM124 246V245H123ZM123 246H121V247H123ZM129 246V245H128ZM132 246H134V245H132ZM145 246H147V245H145ZM182 246V245H181ZM52 247H53V245H52ZM72 247V246H71ZM76 247V246H75ZM74 247V248H75ZM77 247H78V245H77ZM87 247V246H86ZM95 247V246H94ZM100 247V246H99ZM102 247V246H101ZM108 247V246H107ZM120 247V246H119ZM125 247H126V245H125ZM124 247V248H125ZM142 247V246H141ZM144 247V246H143ZM171 247V246H170ZM178 247V246H177ZM176 247V249H178ZM196 247H198V246H196ZM195 247V248H196ZM200 247V246H199ZM212 247H215V245L214 246H212ZM231 247V246H230ZM249 247V246H248ZM247 247V248H248ZM250 247H254V246H250ZM257 247V246H256ZM256 247H254V248H256ZM6 248V247H5ZM17 248V247H16ZM18 248H19V246H18ZM29 248H31V246L29 247ZM54 248V247H53ZM115 248V247H114ZM190 248V247H189ZM203 248H204V246H203ZM209 248V247H208ZM228 248V247H227ZM236 248V247H235ZM246 248V250L245 251H247L248 249ZM10 249V248H9ZM15 249V248H14ZM52 249V248H51ZM86 249V248H85ZM97 249V248H96ZM112 249V248H111ZM110 249V250H111ZM122 249V248H121ZM126 249H127V247H126ZM125 249V250H126ZM130 249V248H129ZM134 249H136V247L134 248ZM144 249V248H143ZM152 249V248H151ZM170 249V248H169ZM181 249V248H180ZM201 249V248H200ZM199 249V250H200ZM212 249V248H211ZM223 249V248H222ZM229 250H230V248H228ZM259 250H260V248H258ZM262 250H263V248H261ZM30 250V249H29ZM74 250V249H73ZM84 250V249H83ZM128 250V249H127ZM131 250H132V248H131ZM141 250V249H140ZM139 250V251H140ZM146 250V249H145ZM166 250H167V248H166ZM183 250V249H182ZM192 250H195L194 248L192 249ZM213 250V249H212ZM225 250V249H224ZM232 250V249H231ZM11 251V250H10ZM45 251V250H44ZM57 251V250H56ZM80 252H81V250H79ZM99 251V250H98ZM118 251H120L119 249H118ZM136 251H138V250H136ZM147 251V250H146ZM155 251V250H154ZM161 251V250H160ZM191 251V250H190ZM196 251V250H195ZM204 251V250H203ZM241 251V250H240ZM243 251V250H242ZM242 251L240 252V253H242ZM264 251V250H263ZM14 252V251H13ZM19 252V251H18ZM23 252V251H22ZM25 252V251H24ZM36 252V251H35ZM49 252H50V250H49ZM54 252V251H53ZM92 252V251H91ZM121 252H122V250H121ZM126 252H128V251H126ZM131 252V251H130ZM179 252H180V250H179ZM179 252H177V253H179ZM194 252V251H193ZM196 252H198V251H196ZM206 252V251H205ZM232 252V251H231ZM236 252V251H235ZM238 252V255H239V251H237ZM236 252V253H237ZM253 252H254V250H253ZM56 253V252H55ZM64 253V252H63ZM111 253V252H110ZM174 253V252H173ZM172 253V254H173ZM175 253H176V251H175ZM200 253V252H199ZM198 253V254H199ZM215 253V252H214ZM213 253V254H214ZM249 253V252H248ZM250 253H251V251H250ZM14 254V253H13ZM59 254V253H58ZM57 254V255H58ZM65 254V253H64ZM142 254V253H141ZM161 254V253H160ZM164 254V253H163ZM172 254H171V256H172ZM190 254V253H189ZM203 254H207V253H204L203 252ZM216 254H217V252H216ZM257 254V253H256ZM255 254V255H256ZM258 254H260L259 252H258ZM41 255V254H40ZM39 255V256H40ZM49 255V254H48ZM51 255V254H50ZM63 255V254H62ZM69 255V254H68ZM90 255V254H89ZM96 255V254H95ZM95 255H94V257H95ZM115 255V254H114ZM121 255V254H120ZM132 255H134V254H132ZM149 255V254H148ZM178 255V254H177ZM176 255V256H177ZM208 255H210V254H208ZM215 255V254H214ZM229 255V254H228ZM251 255H253V253L251 254ZM251 255H250V257H251ZM22 256V255H21ZM61 256V255H60ZM119 256V255H118ZM125 256V255H124ZM141 256H143V255H140V257ZM179 256V255H178ZM180 256H183V255H180ZM179 256V257H180ZM203 256V255H202ZM207 256V255H206ZM234 256V255H233ZM237 256V255H236ZM241 256V255H240ZM244 256V255H243ZM246 256V255H245ZM256 256H258V255H256ZM15 257V256H14ZM24 257V256H23ZM58 257V256H57ZM97 257V256H96ZM115 257V256H114ZM126 257V256H125ZM148 257V256H147ZM160 257V256H159ZM168 257V256H167ZM193 257H198V256H193ZM193 257H191V258H193ZM204 257V256H203ZM202 257V258H203ZM213 257V256H212ZM259 257V256H258ZM75 258V257H74ZM109 258H111L110 256H109ZM116 258V257H115ZM119 259H120V257H118ZM122 258V257H121ZM132 258V257H131ZM134 258V257H133ZM137 258V257H136ZM145 258V257H144ZM156 258V257H155ZM187 258V257H186ZM190 258V259H191ZM199 258V257H198ZM200 258H201V256H200ZM216 258H218V255H217V257ZM224 258V257H223ZM237 258V257H236ZM238 258H239V256H238ZM242 258H246V257H242ZM255 258V257H254ZM36 259H37V257H36ZM90 259H92V258H90ZM93 259H96V258H93ZM100 259V258H99ZM112 259V258H111ZM128 259V258H127ZM141 259V258H140ZM142 259H143V257H142ZM158 259V258H157ZM176 259V258H175ZM194 259V258H193ZM213 259V258H212ZM247 259V258H246ZM251 259V258H250ZM24 260V259H23ZM81 260H83V262H84V259H82L81 258ZM138 260V259H137ZM147 260H149V258H147ZM172 260H173V258H172ZM179 260V259H178ZM188 260H189V257H188ZM192 260V259H191ZM190 260V261H191ZM196 260V259H195ZM199 260H201V259H199ZM198 260V261H199ZM205 260V259H204ZM210 260V259H209ZM248 260V259H247ZM259 260V259H258ZM262 260V259H261ZM261 260H260V262H261ZM25 261V260H24ZM80 261V260H79ZM108 261V260H107ZM126 261V260H125ZM129 261V260H128ZM134 261H136V260H134ZM139 261V260H138ZM152 261V260H151ZM194 261V260H193ZM214 261V260H213ZM212 261V262H213ZM226 261V260H225ZM228 262H230L229 260H227ZM40 262V261H39ZM86 262V261H85ZM115 262H117V261H115ZM132 262V261H131ZM154 262H155V259H154ZM153 262V263H154ZM161 262H162V260H161ZM167 262V261H166ZM173 262V261H172ZM180 262V261H179ZM192 262V261H191ZM202 262V261H201ZM201 262H199V263H201ZM219 262V261H218ZM250 262V261H249ZM2 263V262H1ZM79 263V262H78ZM102 263V262H101ZM128 263V262H127ZM140 263V262H139ZM143 263V262H142ZM147 263H148V261H147ZM156 263H158V262H156ZM174 263V262H173ZM181 263V262H180ZM194 263V262H193ZM196 263V262H195ZM210 263V262H209ZM259 263V262H258ZM263 263V261L261 262V264ZM81 264V263H80ZM113 264V263H112ZM117 264V263H116ZM118 264H119V262H118ZM121 264V263H120ZM178 264V263H177ZM226 264H227V262H226ZM231 264H233V263H231ZM257 264V263H256ZM264 264V263H263Z\"/></svg>",
	"mask_w": 264,
	"mask_h": 264
}]
</instances>
